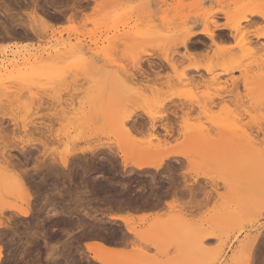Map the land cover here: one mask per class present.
Segmentation results:
<instances>
[{"label": "rangeland", "instance_id": "obj_1", "mask_svg": "<svg viewBox=\"0 0 264 264\" xmlns=\"http://www.w3.org/2000/svg\"><path fill=\"white\" fill-rule=\"evenodd\" d=\"M73 1L75 2V3L74 2L72 3L74 7L72 5H69L70 7L68 6L69 8H71L69 10L70 12H69L68 17L60 16V14L56 12L55 5H53V7L50 9H41V11L45 12L46 16L59 17L58 23H53L51 21L45 20L43 17H41L39 14L35 13L34 11H29V0H0V24H6V25L12 26L13 28L20 29V32L18 34V39H13L9 43H0V66H2L3 62L8 61L12 63V65H8L7 67L0 68V94H1L0 95V110H6L10 117H13L15 120L19 122L18 131L20 135L17 137V142L22 141L23 146L24 144L27 143L26 147L24 148H28L30 145L34 144V146L36 148H39L40 150V151L38 149L33 150L35 154L32 156L31 153L33 152H31L32 150L29 148V150L31 151L28 150V153L30 152V154L24 155V159L22 161L26 162V165L25 163L22 162L23 164V165L21 164L22 168H25V166H27L28 169L27 167L25 169L28 170L27 172H29V175L32 174L33 168L31 169L30 167L32 164H35V162L33 161L34 160L36 161L37 159H38L37 161H42V162H36V163H40L39 166L40 167L43 166L44 168V169L40 167L35 168L33 166L37 170L38 168L40 169L38 171L34 169L35 171H33L34 172V174H32L33 176L30 175V178L32 177V180L26 177L30 181L29 183L27 182V184L29 185L25 186L26 190L30 191V192L28 191L29 194L33 193V191L38 189V187H40L38 190H42L38 192L39 194L37 193V190H36V193L38 195L37 194L35 195V192L33 193V196L35 197L33 204L35 205V208L37 210L34 209V205L32 203L31 204L33 206L29 203L28 208L32 210L34 209L33 210L34 212L32 211L31 217L27 218V220L18 218L11 214L4 215L3 208H5V211H6L7 210L6 208L9 207L8 203H10V206L26 207V205H24L25 200L24 202L22 201V197H20V194L16 193L18 191L15 188L14 190L11 184L8 182H9L10 176L13 177L14 175H19L20 173H27V172H25L26 171L25 169H22L20 167L21 169L20 168L19 169L21 171L19 173V171H17L18 168L17 170L15 168L12 170L13 167L9 166V169H8L6 168L8 167L7 165L5 166L3 165V163H1V162H5L4 160L8 156H11V155H12L11 156L12 162L14 163L20 162L21 160L18 158L16 154V151H18L17 149H10L9 151L10 154L5 156L6 158L3 157V161L1 160L2 158L0 156V160H1L0 167L1 169H3V171H1V169L0 171L5 172L4 174L8 175L7 177V175L4 176L2 175V173H0V178H2V180L0 179L1 181L0 182L1 183L0 193L1 194L4 193V195L0 194L2 198L4 196V199L2 198L0 199V211L3 210L1 211L2 214L0 213V223L9 222L10 226L14 225L12 227L13 230L15 229L14 231L12 230L13 233L11 232V234H13V237L10 234V232L7 233L9 236L10 235L11 236L10 237L8 236L9 238L7 237L9 245L5 243L6 245L4 246H6V249H4V251L8 250L11 253L6 251L7 253H9V255L5 253L8 255V256L5 255V257H6V260L8 259L9 260L7 262L4 259L3 264H17L18 260L20 259H23V264H54V263L61 264V262L62 264H65V263L69 264L70 261L72 262L74 261L73 263L75 264H80L82 260H83L82 264H93V263L96 264L94 261L91 260L92 255L86 250L85 244H88L91 241H93L94 239L91 240V237L94 238L93 237L94 234L97 236V232H98V235H103L106 238V240L103 239L104 242L107 240H108L107 242L110 241L109 243L105 242L106 245L108 244L107 246L120 249V251H123L124 253H126L124 255H127V252H129L128 254L130 255V257L122 256L123 258H120L121 256H119L121 260L117 258V261L120 260L121 264H128V262L133 259L132 256H134V258L135 256L138 257V258H135V260L139 259V257L141 259L144 258V260L147 259L149 260V262L152 260L154 264H161V263L162 264H185L184 262H186L187 264L188 261L190 262L194 258L195 259L200 258L201 261L197 260V262L200 261V264H203V263L206 264V262H208L209 264V262L213 261L214 259L213 257H215V259L213 262H211V264H226L228 261L227 258H230V255H231L230 251H228L226 248L229 245V243L231 245V240L233 241L232 239L233 234L234 235L238 234L239 230L242 229L243 232L245 231L244 232L245 235L248 233V236L252 237V234L255 236L257 232H259L260 230V234L258 233L257 235L258 236L257 238H259L261 235L262 225H264L263 224L264 221L258 218L260 217L259 210H256L255 212L256 213L255 219L257 218L255 221V224L251 222L248 224L250 214L248 216L247 214L249 211L247 210L246 207H244L246 210H244L243 206L241 207L242 204L246 205V200H247V195L245 194L243 189L249 192L250 190L248 189L249 186L258 187V184H256V181H254L255 179L259 183V176H256L257 174H259L258 169L256 170L250 169L252 170V172L253 171L254 173L256 172V174L253 177L254 175L253 173L252 178L254 179L249 180L251 179L252 172L248 174L249 172L247 170H249L250 165H247V163H246V166H249L247 167L248 169L246 170V168H244L245 158L235 157L234 159L229 158L227 159V161H224L222 160L223 150L222 151L217 150L218 144L221 145L222 143L223 144L230 143L233 145V143H235L236 145V142L238 144H243L244 141L247 142L246 139L248 140V138L249 139L251 138L250 140H253V141L255 139L257 140L255 143V146L253 147L254 149L252 151L256 152V154L253 153V156H256V155L258 156L257 146H259V144L257 142L259 143L264 142V123H262V120L264 119H262V117L260 116L261 92L257 93V92L246 91L244 90L243 84L239 83L241 82V80L239 82L237 81L238 82L237 84L234 83L233 81L235 79L241 78L242 76H245V77L247 76V78L250 76L248 78L250 79L251 77L256 76L255 72L258 73L261 71L262 73H264V56H262V52H264V38H262V36H264V33L261 32V28L262 26H264V19L259 16L264 13V0H257L258 2L257 4H249L248 6H246V9H244L242 12L240 11L241 13L233 14V12H231L228 14V16L217 12V10L221 6H219L218 4L216 5L214 2H209L207 0H162L164 4L163 3L161 4L165 8L159 3L161 0H123V1L114 0L111 5L109 3L110 0L109 1L101 0L102 2L100 0L99 1L98 0H80L82 4H80L81 2L78 0H77L78 2L75 0ZM103 1H104V4H108L110 5V7L102 8V7L97 6L100 4L102 5ZM185 3L188 5H191L192 3H194L195 6H198L199 8L202 6L201 7L202 9L204 7L209 8L211 9L212 12L210 11L208 13L209 15L208 14L206 15V13H201L200 11L202 10L201 8L199 9L198 13H197V8H194L195 12H192V11L189 12L191 8L184 7ZM142 4L143 5L146 4L144 8H148V9L151 8V11H148V9H144ZM179 4L180 6H183V8H180ZM208 4L212 5L210 6L211 8L207 7ZM133 5L141 6V7L138 6L137 8L140 10L143 9V13H144L143 15L148 16V18L144 16L145 21L144 19H142L143 15L142 13L140 14L141 11L137 9L139 14L142 16L141 22H138L140 21L138 19V16L140 15H138V12L135 13L137 10L135 11L133 10L136 8V7L134 8ZM158 6L161 8V10ZM112 7H115V8L117 7L114 12H112V9H113ZM124 7H127V8H124ZM162 7L164 10L167 8V11L169 14H167V11H164ZM128 8L130 9L132 8L131 11ZM158 9L160 10L159 13L161 12L160 15L159 13L157 15ZM125 12H129V13H125ZM122 13H124L125 16L127 14V16L126 17L124 16L125 18L123 16H120L122 15ZM130 13L136 14V16L137 15L138 16L137 17L135 16L136 17L135 18L132 15L131 17ZM171 13L174 15L172 16ZM196 13L197 15L195 16ZM155 14L157 17L155 16ZM128 15L129 17H131L130 19ZM161 15L162 16L171 15L172 17H170V19L171 18L172 19L175 18V19L173 20V23L172 22L170 23L168 22L170 21L169 16L167 18L165 16L161 18ZM178 15L179 16L181 15L180 19ZM202 15H204V18L205 17L207 18L203 19ZM177 16H178V19H177ZM237 16L245 17L246 19V21L240 23V27L237 31L228 32V31L223 30V32H220V30H222L223 28L232 26L234 23L233 19H235ZM227 17H234V18L229 19ZM161 19H164V21H162ZM136 22L138 23L136 24ZM164 22H168L167 23L168 25ZM152 23H154L155 25ZM217 25H220V27L216 28ZM164 26H166L167 28L164 29ZM145 27H147L146 29H149V30L145 29L144 31L145 34H144V32L142 31L144 30ZM152 27L153 29H151ZM201 29H205L208 31L214 30L212 37L215 43L211 42L210 40V46L206 51L202 52L198 46V42H200L202 36H197V37L194 36L193 38H190L189 41H187L186 49L181 46L179 40L182 39V37L187 32H189V30H201ZM130 32H132L133 34H131ZM161 32H162V35L164 34L165 35L164 36L158 35V34H161ZM124 33L126 35L128 34L129 35L128 37H131V36H134V37H131V39H129ZM226 34H229V35L231 34L232 37L229 39L226 37ZM216 35L218 36L216 37ZM157 37H160L161 39L162 37H165V38H163L164 40L163 41ZM132 38L133 40L137 38V40H135V43L137 42L136 44L137 47H134L135 43H132L133 42ZM237 38L238 39L241 38L242 40H244L243 43L238 44V46H236ZM177 39H178V42H177ZM218 39H221V40L223 39L222 40L223 43H220L221 40H218ZM190 40L193 43H191ZM175 41L177 44L175 43ZM173 43L174 45L176 44L175 47L173 46ZM214 44L218 45V47L225 48L227 51L223 53L218 52V48H215ZM107 48H110V49H107ZM250 50L253 51V53L251 51L252 54L250 53ZM105 52L108 53L109 55L106 54ZM149 52L153 53V55L149 56ZM215 52L217 53L215 54ZM97 53L99 55H97ZM63 56L67 58L64 59ZM241 56L243 57L241 58ZM59 58L60 59L62 58L65 61H63L62 59L60 60ZM80 58L89 63L87 72H85L82 66L80 65L81 64ZM48 60H50L51 62L50 64L51 68H48L45 71L44 68H46V66L43 67V66H40V64L42 65L44 62H47ZM56 62L58 63V65ZM53 63L56 65L53 66ZM13 65L15 66V68H13ZM207 65L213 68L212 74H207L206 72H204V67ZM37 66H40V67H37ZM240 66L241 68L244 69V71H242L243 73L239 71H233L231 73L225 74L228 68L229 69L230 68L240 69ZM194 67H197L198 70L194 71L193 70ZM98 70H100L101 72H99ZM111 70H113L117 74L119 73L118 76L121 77V80L123 77L125 81L128 80L126 82L124 80L120 81L121 83L118 82L120 86L127 84L126 85L127 88L129 87V89L126 90L127 93L130 92L131 90L130 88L134 90L135 89L138 90V91H134V92H137L136 94L138 96V99L135 97L133 90L131 92L132 94H134V96H132L131 99L126 97L127 95L123 96L125 92L123 93V95H120L122 91L118 87H117V90L119 91H117L116 93L115 87L118 85L117 81L114 82V85L112 86L113 88H111V85L113 84L111 81L114 80L113 79L114 77L115 79L118 77V76L116 77V75L113 76L111 74L112 73ZM98 73L100 74L97 75ZM179 73L180 75L184 73V76L183 75H182L183 77L180 76ZM176 75L177 76L179 75L178 78L176 77L177 79H175ZM120 77H118L119 80H120ZM179 77L181 79L183 78L181 80L182 83L180 82ZM61 79L65 81H62ZM84 79H87L93 87L90 89V91H86L84 95H81L80 86L83 84ZM129 79L130 80L132 79L131 82H129L130 81ZM123 81L125 83H123ZM169 81H170V84H168ZM53 82H55L58 85V87H56L55 89L44 87V85H48ZM110 82L112 84H110ZM140 87L141 89H139ZM88 92L89 94H87ZM96 93L99 97L96 96ZM208 93L210 94L209 98L213 96L212 99L208 100V97H206ZM117 94L120 100L123 99L122 102L121 101L118 102L117 100L114 101L115 97H117L116 96ZM143 94L145 96H142ZM256 94H258L260 98V99L258 98V101L256 97L254 98ZM92 95L93 96L95 95V96L93 97ZM104 95H106L107 97L106 96L104 97ZM108 96L110 97L113 96L114 99ZM191 96L192 97L194 96L193 98H195V100H190L192 99ZM7 97H9L10 100ZM158 97L159 99H156ZM188 97H191V98H188ZM186 98H188L189 101ZM128 99L130 101H128ZM145 99L146 101H144ZM153 99L155 100L153 101ZM106 100H108V102ZM142 100L144 101V103L142 102ZM148 100L151 103H148ZM156 100L160 102H157ZM161 100L162 101L164 100L165 102L163 103L161 108H164V110L168 114H170L169 115L170 118H168L167 120L166 119L163 120L162 123L160 122L161 118H158V116L161 113L163 117L164 112L158 111L159 106H155V105H159V103H161ZM145 102H147V105L148 104L149 105L145 106L146 105ZM99 103H101V105H99ZM107 103L108 105L110 104V106H107L106 105ZM111 103H114V104L111 105ZM128 103L129 105H127ZM117 105H119L120 109L118 108ZM247 108L253 109L255 119L258 120V123L256 121V124L253 123L254 124L253 125L252 124L253 119L250 118L248 121H245L241 118L243 113L239 111L238 109L246 110ZM104 109L106 112L104 111ZM191 110H192V113H191ZM115 111L117 112L122 111V112L120 113L118 112L119 114L118 113L116 114ZM109 112L114 113V115L116 114V116L114 117V115H112ZM129 112H132V114L134 115L131 116ZM219 112L222 113L223 118L226 117L225 119L230 118L228 116H231L233 114V116H235V118L238 119L237 122L239 124L237 122L236 123L234 122L233 124L238 127V128L237 127L235 128L238 129L239 132H236V130L233 131L231 129L220 130L219 124L215 125V124H210L207 122L208 116L210 117V115H207V113L209 114L214 113L213 115H218ZM155 113L157 117L153 116ZM186 113L188 115H185ZM221 113H219L220 116H221ZM122 114H125L126 116L127 114H129L128 116L133 117L130 120L131 124H130V121L128 122L130 126L126 124V126H129V128L127 127L128 129L133 128L136 130V128L138 127L137 131L134 130L133 134L131 133L132 136H130L131 134L126 133L125 129L122 130L121 128L122 125L116 122L118 121L117 118H120L121 120L125 117V115H122ZM147 114H150V116L152 115L153 118L156 117L154 119L152 118L154 121L150 119L148 117L149 115L147 116ZM109 115H111V117H108ZM112 116L115 120L112 118ZM134 116L136 117V119ZM108 118L109 119L111 118L110 120L113 119V122H112V124L114 123L113 126L109 122L110 120ZM184 119H187L188 121H186V123L183 124ZM239 119H240V122H239ZM164 122L168 125H164L165 124ZM143 124L146 126H143ZM233 124L221 125V126H233L234 127ZM117 125L120 127L122 131L117 127ZM134 125H135V128L133 127ZM182 125H183V128H182ZM150 126L153 129H151ZM164 126L165 128L171 127L174 131L173 132L174 135L170 133V136H166L168 138L165 137L166 139L164 138L165 135L160 137L159 133L161 132L160 133L161 135L163 133V131L162 130L160 131V129L164 128ZM140 128H141L142 133L139 132ZM154 128H156V130ZM146 129L149 130L148 133H146L147 132ZM176 129L178 130L176 131ZM182 129H185V130L183 131ZM120 131L121 133H119ZM155 131H157L158 133ZM169 131L172 132V130H169ZM123 133H125V135ZM194 134H196L195 138L192 137ZM197 134H198V137H197ZM203 134L205 135L206 138L202 137ZM127 135L130 137H128ZM156 136L158 139L155 138ZM225 137H227V139ZM234 137H235V141L237 140L236 142L234 141ZM189 138H192L193 140L192 139L190 140ZM242 138L244 139V141ZM30 141L32 144L30 143ZM190 141L194 143H201L207 146L209 145L208 148L211 150H214L213 149V146H214L216 150L213 153L215 154L217 159L214 155H212L213 153L209 154L208 156L205 155V158H207L211 162H214L213 161V156H214V160L216 159L215 161L217 162L220 161L221 163L220 165H223L222 166L223 170H219L221 169L219 162L217 166H214L215 163L209 164L214 167L212 168L213 169L212 170L210 166L209 168H207L209 170H207L206 167L209 166L208 164H206L209 162L207 159L205 160L208 162L206 161L204 162V160L203 161L200 160L199 156H198L199 157L198 159L196 156L195 157L192 155L186 156L187 154L189 155V152H187L186 149L178 148L177 150V146L179 144H188V143H191ZM229 141H231L232 143ZM42 142L43 144H45L44 148L40 147ZM35 144H38V145L40 144V145L37 147V145ZM137 144L139 145L138 148L140 147L139 149H142L143 147L144 149L138 151V148H137L136 150V148L134 147ZM143 144H145L146 147ZM124 145L125 147L126 146L127 147L124 148ZM151 145H154V146L156 145V147L152 146V148L157 149V151L155 149L154 150L151 149ZM159 145H161L160 148H157V146ZM131 147H133V149ZM105 148L107 149V152ZM127 148H131V149H127ZM91 149H92V152H91ZM109 149L111 150V152ZM125 149L128 150V153H129L128 155ZM26 150L20 152L21 151L20 149L19 152L21 155H23L24 154L23 152H25ZM36 150L39 152H37ZM133 150L135 152L137 151L138 152L135 153ZM0 151L3 152L2 150ZM40 152L43 155L40 154ZM64 152L68 153L67 156H66V153L64 154L65 156H62ZM132 152L135 153V154L133 153L134 156L136 155L135 157L133 156V154H131ZM75 153L76 155L77 154L78 155L76 156ZM91 153L93 154L92 157H91L92 155ZM153 153H155V155H153ZM137 154L138 156L142 154L140 158L144 157L143 159L145 158L150 159V161L151 159H154L155 162L156 161L158 162V160H161V159H163V162L170 161L166 169L167 175L165 176L164 174H160L158 176L159 169L156 171L151 170V169L137 171L133 169L132 167L127 168V166L130 165L131 160H134L137 158ZM1 155L4 156V153H1ZM13 155L16 158H18L17 161L15 160L16 158ZM110 155H112V157ZM119 155H122V156H119ZM123 156L130 162L129 165H127L126 167H123L122 165ZM184 156L187 158H185ZM253 156L252 155L248 156L246 160L250 161V159ZM62 157H66V160H67L68 167H66L65 169L62 168L59 162H57L59 158H62ZM50 159L52 160L50 161ZM29 160H31V164H29ZM189 161L194 165V167L196 165L195 164L196 162L197 163L199 162V164H200V161H202V163L204 162L206 166L204 164L202 165H204L203 167H205L206 171L202 170L203 167L202 165H199V164L196 165V168H194ZM49 164L52 166V168L51 166H49ZM47 166L50 167L51 169L49 168L48 170V168H46ZM197 166L199 168L201 167V170L200 169L198 170ZM216 167H217V171L219 170V172L215 171ZM55 168H57L58 170ZM67 168L70 169L69 172ZM228 168L230 169V172L228 171ZM41 169H42V172L40 171ZM14 170H16L17 172L16 171H15L16 173L13 172ZM22 170H25V171H22ZM56 170L60 173L56 172ZM177 171L181 174L180 180L182 181V186H181V190L179 193H177L176 187H175V184L177 182L172 179V174ZM185 171H187V174H188L187 179H185V177L183 176V173H185ZM61 172L63 173V177H62ZM231 172L232 174L230 175ZM65 173L68 174V176ZM243 173L246 175H244ZM50 174L53 175V176L51 175L52 178L50 177ZM26 175L28 176V173ZM221 176L223 177V179L229 180L233 184L232 188L228 187L227 189V186L226 187L222 186L223 185L222 182L218 181L222 179ZM4 177L6 179H4ZM96 177H99V178H96ZM26 178L25 180H27ZM232 178H233V181H232ZM34 179L35 181H33ZM239 179L241 180L239 181ZM236 180L239 181V184L238 182L236 184H238L243 191L238 189L240 187L236 186V184L233 183ZM31 181H33L34 183L32 182L33 183L32 184ZM90 181H93V182H90ZM199 181H203V182L199 183ZM241 181L245 183L247 186L243 185ZM23 182L26 185V182L25 181ZM164 182H167V184L171 187V190L173 193L172 195L168 196V199H163V196L167 195V191H168L167 189L162 191L159 195L155 194L156 190L159 188V184L164 183ZM30 183L34 186H32ZM9 184L10 186L8 188L7 186ZM30 185L32 187H35V188L37 187V188L36 189L34 188L33 190V188ZM54 186L56 187V189L57 188L58 189L56 190ZM242 186H245V187H242ZM29 187L33 190L32 192ZM43 187L45 189H42ZM238 191H240V193ZM48 192L49 193L51 192V193L49 194ZM110 192H111V195H110ZM10 193L12 194L10 195ZM14 193H15L14 196L16 197L13 196ZM118 193H120L121 195ZM229 193H230V196H229ZM17 194L19 197H17ZM238 194L241 195V197L238 196ZM9 195L10 197H13L15 199L17 198V200L13 198H12L13 200L11 198L8 199ZM216 196H218L221 200H219V198H217ZM222 198L224 200H222ZM236 198H238L237 199L238 201H242L241 199H243L241 204H238L240 202H238ZM19 199L21 201H18ZM225 200L227 201L226 202L227 204L223 203V201ZM35 201L36 203H34ZM43 201H44V204L46 205L42 203ZM233 202H236L237 206ZM69 203H72L74 206L68 211H65ZM178 203H180L181 205ZM191 205H193L194 209L192 208ZM227 205L231 207L229 208ZM120 206L124 208H120ZM190 207L193 209V211L189 209ZM232 207H233V213L235 210L234 214H236L239 217L236 218L235 216V218L233 219L228 218L227 220L228 221L231 220V221L226 222L227 220L225 221L224 219L225 215H227L228 217L234 216L232 213L229 215L226 212L227 210L231 212ZM139 208L140 210H138ZM184 208L186 209L184 210ZM57 210H58V213H57ZM237 210H240V211L244 210V213L246 215H243L240 211L238 212H240L241 214L238 213ZM154 211H155V214H154ZM218 211L220 212L218 213ZM246 211L248 212L246 213ZM81 212H83L84 215H88L89 213H92V214L99 213L102 219L105 216H107V219L103 220L102 222L98 221L97 226L95 228H90L87 231V234H84V236L79 235L78 232L81 229L79 217H80ZM8 213H11V212H8ZM33 213L35 215H33ZM148 213H153V215H147ZM171 213L173 215H171ZM176 213L180 214V215L178 214V216L182 215L181 218L182 219L185 218V220H183L184 222L183 221L181 222L182 224H179L181 226L175 227L176 228L175 230L173 229V225H171L172 228H170L169 230V228L166 225L160 226L159 224L161 222L158 221V224H157L156 219L162 221L165 219H170L171 216H172L171 218H174L175 215L177 216ZM205 213L209 215L211 213L212 215L209 216V215H206ZM217 213L221 215L223 219L219 217ZM213 214L218 215V216L217 215H214V216H216V219L218 218L217 220H219V222H221L222 225L225 224V223L223 224V222L227 223L226 228L224 227L225 226L224 225L223 226L224 229L222 228L223 230H220L222 227V226L220 227L221 223L220 225L217 224L218 226L215 227L214 223L217 220L216 221L213 220L214 223L211 226L209 225L210 221H207V223L205 222L206 218L204 217L209 216L212 218ZM167 215H168V218H167ZM8 216H9V220H10V216L16 219L11 218V220L8 221L7 220ZM32 216L33 217L35 216L34 217L35 220H33L34 218H32ZM45 216H46V219L44 218ZM47 216L49 217L47 218ZM111 216L113 217L121 216V217L131 219L132 226H134L133 228L135 229L134 233L133 234L128 233L125 229L124 224L120 221L111 222V220H109L111 219ZM54 217H57V218H54ZM39 218L41 219L39 220ZM60 218L64 219V221L66 220L67 222L66 221L64 222ZM144 218L146 220L143 222L142 221L140 222V220ZM42 219H44L45 221ZM59 219L62 221V222L60 221L62 224L65 223L64 225L67 224L68 226L62 225L58 221ZM153 219L156 221V225L155 224L152 225L151 222ZM234 219H238V222L236 220L235 222H233L235 224V225L233 224L234 226H232V224L229 225L230 222H232ZM54 220L55 221L57 220L58 222L56 221L57 222L56 223ZM178 220L180 223V219ZM12 221H14L13 224H12ZM70 222L72 225L70 224ZM165 222H167V220H165ZM40 223H43L42 225L44 227H41ZM58 223H60L61 225H59ZM169 223H172V222L169 221ZM243 224L246 226H244ZM177 225H178V222H177ZM213 225L215 229L213 228ZM228 225L231 228L232 227L234 228L235 226L236 227L234 229L230 228L231 229L230 230V229H227ZM46 226L48 227V229ZM191 226L197 227V228L199 227V229L200 228L204 229L205 227H207L205 228V231H203V233L201 229L199 231L198 230L196 231V229H193L194 232L190 230L192 233H194L193 237H195V240L200 238L199 235L203 236L202 238H200V239H203L205 237L204 234L209 233L210 235H213V236L215 234L214 237L219 238L218 243L217 241H214V242L212 241L213 243L211 244L210 242V244L208 245V246H211L209 248L208 246L207 247L205 246L206 247L205 249L199 247L198 242L194 240L192 235L189 233H186V232H190L188 229H192ZM217 227H220L218 228L219 230L217 229ZM44 228L47 230L45 231ZM60 228L62 230H60ZM249 228L250 229L252 228V229L250 230ZM37 229H39L38 237H36L35 235ZM92 229H95V230L93 231ZM207 229H209V231ZM90 230H92L93 232H91ZM96 230L98 231L96 232ZM43 231H44V234H43ZM213 231H214V234L212 233ZM229 231H232V233H230ZM89 232L93 233V235H91ZM172 232L174 233L173 235L176 234L175 236L178 237L177 238L178 241L172 240L174 241L173 243L171 241H169L168 243L166 242V240L168 241L171 238L173 239V236L171 234ZM243 232H239L238 234L240 236L239 237L240 239L243 236H245V235H242L244 234ZM64 233L66 234L69 233V234L66 235ZM88 233L91 235V237L87 236L89 235ZM200 233H202V235ZM229 233L232 237L229 235ZM249 233L251 234L249 235ZM187 234L190 235L188 236L190 238L189 240L191 241V237H192L193 244L197 242L196 244L200 248V249L197 248L195 245L194 248L196 249L194 248L191 249V251L200 252V254L196 255V257L192 256L191 251H190V247L194 245H192V243L191 245L188 243L190 245L189 247V245L186 244L187 241L190 242L188 238H186ZM209 234H206V235H209ZM52 235L56 237L54 238ZM139 235L143 237H140ZM148 235L150 236L152 235L153 237L156 236V238L158 236L160 238L165 239V240L162 239L164 245L162 244L161 246L160 245L161 242L158 243V241L156 243L154 242V245H151L150 243H141L140 242L141 240H151L150 239L151 237L149 239L147 238ZM197 236L199 238H196ZM224 237H228L229 240ZM9 239L11 240L9 241ZM101 239H102L101 236H97L95 240L98 241ZM120 239H121L120 242L122 243L127 240L129 242L127 241L124 243V245L122 244L123 246L119 247ZM224 239H227L228 241ZM117 240L119 242L117 245L118 247L113 245L115 244L113 243V241L115 242ZM256 240H255V243H256ZM221 242L223 244H221ZM46 244H47V248H46ZM65 244L67 246H65ZM138 244L139 245L142 244L140 245L141 247L137 246ZM22 247L24 250L22 249ZM48 250L52 255L49 252H47ZM133 250H136V252ZM213 251L214 253L212 254ZM132 253H135V254L137 253V255H133ZM46 254H48V257ZM195 254L197 253H194V255ZM179 256L181 258H179ZM54 257L56 258V260ZM209 257L211 259L210 261H209ZM84 258H85V261H84ZM189 258H191V260ZM109 259L113 260L112 256L108 257V260ZM166 259H168V261ZM76 260L78 261L76 262ZM88 260H89V263H87ZM114 262H116V260H114ZM192 263L193 261L190 262V264ZM229 263L231 262L228 261L227 264Z\"/></svg>", "mask_w": 264, "mask_h": 264}, {"label": "bare ground", "instance_id": "obj_2", "mask_svg": "<svg viewBox=\"0 0 264 264\" xmlns=\"http://www.w3.org/2000/svg\"><path fill=\"white\" fill-rule=\"evenodd\" d=\"M75 1H77V0H75ZM78 1H80V0H78ZM78 1H77V2H78ZM98 1H99V0H98ZM100 1H101V0H100ZM108 1H109V0H108ZM110 1H111V2H110ZM110 1H109V3H110V5H111L112 2H113L114 0H110ZM115 1H116V0H115ZM120 1H121V0H120ZM122 1H123V0H122ZM207 1H209V2H214L216 5L218 4L219 6H221V7L217 10V12H218V13H221V14H224V15H227V16H228V14L231 13V12H233V14H234V13H235V14H236V13L239 14V13H241L244 9H246V6H248L249 4H257V3H258L257 0H207ZM73 2H74V1H73ZM77 2H76V3H77ZM80 2H81V1H80ZM101 2H102V1H101ZM188 2H189V1H188ZM74 3H75V2H74ZM105 3H106V2H105ZM122 3H124V2H122ZM147 3H148V2H147ZM159 3H160V4H161V3L164 4V2H163L162 0H161ZM77 4H78V3H77ZM77 4H76V5H77ZM80 4H82V2H81ZM99 4H100V3H99ZM103 4H104V1H103ZM103 4H102V5H103ZM148 4H149V3H148ZM168 4H169V3H168ZM190 4H191V3H190ZM198 4H200V3H198ZM100 5H101V4H100ZM117 5H118V4H117ZM123 5H125V4H123ZM128 5H129V4H128ZM142 5H143V4H142ZM145 5H146V4L143 5V8L145 7ZM161 5H162V4H161ZM166 5H167V4H166ZM201 5H202V4H201ZM72 6H73V5H72ZM82 6H83V5H82ZM138 6H140V5H138ZM138 6H135L136 8L134 7L135 9H133V10H134V11L137 10V9H138V8H137ZM162 6H163V5H162ZM169 6H170V5H169ZM171 6H172V5H171ZM176 6H177V5H176ZM179 6H180V4H179ZM210 6H212V5L208 4L207 7H210ZM5 7H6V6H5ZM69 7H70V6H69ZM73 7H74V6H73ZM75 7H77V6H75ZM83 7H84V6H83ZM140 7H141V6H140ZM156 7H157V6H156ZM158 7H159V6H158ZM163 7H164V6H163ZM163 7H162V9H163ZM184 7L191 8L189 12H191V11H192V12H195V11H194V10H195L194 8H197V13H198L199 9H200L202 6L199 8L198 6H195L194 3H192L191 5H188V4L185 3ZM94 8H95V7H94ZM112 8H113V9H112ZM112 8H110V9H112V12H114L115 9H116L117 7H116V8H115V7H112ZM120 8H121V7H120ZM124 8H127V7H124ZM132 8H133V7H132ZM132 8H131V9H132ZM159 8H160V7H159ZM164 8H165V7H164ZM169 8H171V7H169ZM180 8H183V6H180ZM210 8H211V7H210ZM70 9H71V8H70ZM79 9H81V8H79ZM128 9L131 11L130 8H128ZM144 9H148V8H144ZM149 9H150V10H149ZM149 9H148V11H151V8H149ZM173 9H174V8H173ZM201 9H202V8H201ZM214 9H215V8H214ZM5 10H7V9H5ZM129 10H128V11H129ZM138 10L141 11L140 14H141V13H142V15L144 14V13H143V9H141V10L138 9ZM138 10H137L135 13H137ZM160 10H161V8H160ZM160 10L158 9L157 15H158V13H159ZM163 10H164V9H163ZM168 10H169V9H168ZM74 11H75V9H74ZM116 11H117V10H116ZM119 11H120V10H119ZM148 11H147V12H148ZM152 11H153V10H152ZM164 11H167V8H166ZM200 11H201V13H206V15H207V14L211 11V9H209V8H205V7H204V8H203L202 10H200ZM240 11H241V12H240ZM108 12H110V11H108ZM132 12H133V11H132ZM144 12H145V11H144ZM172 12H174V11H172ZM211 12H212V11H211ZM76 13H77V12H76ZM125 13H129V12H125ZM197 13L195 14V16L197 15ZM201 13H200V14H201ZM214 13H215V12H214ZM106 14H107V12H106ZM140 14H139V12H138V15H140ZM146 14H147V13H146ZM160 14H161V12L159 13V15H160ZM167 14H169L168 11H167ZM200 14H199V15H200ZM212 14H213V13H212ZM130 15H131V17H132V15H133L134 17L136 16V14H131V13H130ZM138 15H137V16H138ZM171 15L173 16L174 14L171 13ZM171 15H168V16H169V19H170V17H172ZM208 15H209V14H208ZM120 16H123V17H124L125 14L122 13V15H120ZM126 16H127V14H126ZM126 16H125V17H126ZM137 16H136V17H137ZM144 16H146V15H143V18H142V19H144V21H145V17H144ZM155 16H156V14H155ZM163 16H165V15H163ZM163 16L161 15V18H163ZM168 16L166 15L165 17L167 18ZM178 16H179V15H178ZM178 16H177V19H178ZM180 16H181V15H180ZM180 16H179V19L181 18ZM202 16H203V17H202L203 19L207 18V17L204 18V15H202ZM210 16H211V14H210ZM210 16H209V17H210ZM259 16H260L261 18L264 19V13L261 14V15H259ZM125 17H124V18H125ZM128 17H129V15H128ZM131 17H129V19H130ZM136 17H135V18H136ZM139 17H140V18H139ZM141 17H142L141 15L138 16V19L140 20V21H138V22H141ZM146 17L148 18V16H146ZM156 17H157V16H156ZM197 17H198V16H197ZM147 18H146V19H147ZM154 18H155V17H154ZM166 18H165V19H166ZM189 18H190V17H189ZM198 18H199V17H198ZM227 18L232 19V18H234V17H227ZM138 19H137V20H138ZM149 19H150V18H149ZM149 19H148V21H149ZM156 19H157V18H156ZM174 19H175V18H173V19L171 18L170 21H168V22H170V23L172 22V23H173V20H174ZM187 19H188V17H187ZM123 20H124V19H123ZM161 20L164 21V19H161ZM191 20H192V19H191ZM233 20H234V23H233L232 26H230V27H226V28H223L222 30H224V31H228V32L237 31V30L239 29V27H240V23L246 21L245 17H241V16H237V17H236L235 19H233ZM125 21H126V20H125ZM125 21H124V22H125ZM127 21H128V20H127ZM166 21H167V20H166ZM185 21H186V20H185ZM204 21H205V20H204ZM206 21H207V20H206ZM138 22H136V24H137ZM160 22H161V21H160ZM168 22H164V23L167 24ZM164 23H163V24H164ZM179 23H180V22H179ZM179 23H177V24H179ZM136 24H135V25H136ZM152 24H154V23H152ZM174 24H175V23H174ZM177 24H176V26H177ZM138 25H139V24H138ZM140 25H141V24H140ZM146 25H147V24H146ZM146 25H144V26H146ZM148 25H150V24H148ZM154 25H155V24H154ZM157 25H158V24H157ZM167 25H168V24H167ZM139 27H140V26H139ZM142 27H143V25H142ZM170 27H171V26H170ZM134 28H135V27H134ZM146 28H147V27H145L144 30H143L142 32H144ZM165 28H167V27L164 26V29H165ZM216 28H217V26H216ZM151 29H153V27H152ZM136 30H138V29H136ZM136 30H135V31H136ZM146 30H149V29H146ZM172 30H173V29H172ZM140 31H141V30H140ZM213 31H214V30H213ZM213 31H208V30H205V29H201V30H189V32H187V33L182 37V39L179 40V41H180V44H181V46H182L183 48L186 49L187 41H189V39H190V38H193L194 36H196V37H197V36H204V37H206L207 39H209V41L211 40V42H214V41H213V37H212V36H213V33H214ZM133 32H134V31H133ZM174 32H175V31H174ZM174 32H173V33H174ZM209 32L212 33L211 36L208 35ZM130 33L133 34L132 32H130ZM146 33H147V32H146ZM124 34H125V33H124ZM124 34H123V36H124ZM144 34H145V32H144ZM163 34H164V33H163ZM166 34H167V33H166ZM171 34H172V33H171ZM121 35H122V34H121ZM125 35H126V34H125ZM148 35H149V34H148ZM148 35H147V36H148ZM156 35H157V34H156ZM158 35H160V36H164L165 34L162 35V32H161V34H158ZM126 36L128 37L129 35L127 34ZM130 36H131V35H130ZM151 36H152V35H151ZM151 36H150V38H151ZM154 36H155V35H154ZM154 36H153V37H154ZM230 36L232 37L231 34H230ZM131 37H134V36H131ZM131 37H128V38L131 39ZM148 37H149V36H148ZM219 37H220V36H219ZM226 37H227V35H226ZM157 38H160V37H157ZM163 38H165V37H162V39H161V38H160V39L163 40ZM198 38H199V37H198ZM224 38H225V37H224ZM125 39H126V38H125ZM134 39H135V38H134ZM160 39H159V40H160ZM237 39H238V38H237ZM237 39H236V41H237V45H236V46H238V44H240V43H243V41H244V40H242L241 38H239L238 40H237ZM132 40H133V38H132ZM135 40H137V38H136ZM135 40H133L132 43H135ZM154 40H155V39H154ZM157 40H158V39H157ZM161 40H160V41H161ZM218 40H221V39H218ZM222 40H223V39H222ZM222 40H221L220 43H223ZM142 41H143V40H142ZM163 41H164V40H163ZM190 41H191V40H190ZM196 41H197V40H196ZM234 41H235V40H234ZM173 42H174V41H173ZM177 42H178V39H177ZM64 43H65V42H64ZM140 43H141V41H140ZM140 43H139V44H140ZM175 43H176V41H175ZM191 43H193V42L191 41ZM191 43H190V44H191ZM198 43H199V42H198ZM214 43H215V42H214ZM136 44H137V42L135 43L134 47H137ZM170 44H171V43H170ZM176 44H177V43H176ZM176 44L174 45V43H173V46L175 47ZM178 44H179V43H178ZM233 44H234V43H233ZM171 45H172V44H171ZM212 45H213V44H212ZM225 45H226V44H225ZM132 46H133V45H132ZM173 46H172V47H173ZM191 46H192V45H191ZM193 46H194V45H193ZM129 47H130V46H129ZM147 47H148V46H147ZM164 47H165V46H164ZM170 47H171V46H170ZM188 47H189V45H188ZM196 47H197V46H196ZM214 47H215V48H218V52H220V53H223V52L227 51L225 48H223V47H218V45H215V44H214ZM168 48H169V47H168ZM107 49H110V48H107ZM191 49H192V48H191ZM71 50H72V49H71ZM156 50H157V49H156ZM166 50H168V49H166ZM189 50H190V49H189ZM230 50H231V49H230ZM105 51H106V50H105ZM216 51H217V50H216ZM251 51H252V50H250V53H251ZM99 52H101V51H99ZM99 52H98V53H99ZM98 53H97V55H99ZM105 53H106V52H105ZM216 53H217V52H215V54H216ZM252 53H253V51H252ZM252 53H251V54H252ZM106 54H108V53H106ZM113 54H114V53H113ZM108 55H109V54H108ZM87 56H88V55H87ZM94 56H95V55H94ZM102 56H103V54H102ZM115 56H116V55H115ZM63 57H64V56H63ZM69 57H70V56H69ZM96 57H98V56H96ZM131 57H132V55H131ZM242 57H243V56H241V58H242ZM65 58H67V57H64V59H65ZM72 58H73V57H72ZM111 58H112V57H111ZM129 58H130V56H129ZM59 59H60V58H59ZM61 59H62V58H61ZM61 59H60V60H61ZM64 59H62V60L65 61ZM80 59H81V58H80ZM84 59H85V58H84ZM102 59H103V58H102ZM99 60H100V59H99ZM99 60H98V61H99ZM112 60H113V59H112ZM131 60H132V58H131ZM66 61H67V60H66ZM105 61H106V60H105ZM107 61H108V60H107ZM118 61H119V60H118ZM218 62H219V60H218ZM44 63H45V64H44ZM44 63H43L44 65H43V64H42V65L40 64V66H43V67L46 66V68H44L45 71H46V69L51 68V67H50V64H51L50 60H48L47 62H44ZM56 63H57V62H56ZM70 63H71V62H70ZM102 63H104V62H102ZM106 63H107V62H106ZM229 63H230V62H229ZM229 63H228V64H229ZM62 64H63V63H62ZM64 64H65V63H64ZM73 64H74V63H73ZM88 64H89V63H88ZM8 65H12V63H11V62H8V61H7V62H3V63H2V66H0V68L7 67ZM55 65H56V64L53 63V66H55ZM57 65H58V63H57ZM59 65H60V64H59ZM80 65H81V64H80ZM102 65H103V64H102ZM106 65H107V64H106ZM111 65H113V64H111ZM40 66H37V67H40ZM88 66H89V65H88ZM103 66H104V65H103ZM202 66H203V65H202ZM226 66H227V65H226ZM230 66H231V65H230ZM261 66H262V65H261ZM13 68H15L14 65H13ZM16 68H17V67H16ZM30 68H31V67H30ZM89 68H90V67H89ZM115 68H116V67H115ZM254 68H255V67H254ZM52 69H53V68H52ZM56 69H57V68H56ZM56 69H55V70H56ZM61 69H62V68H61ZM64 69H65V67H64ZM72 69H73V68H72ZM41 70H43V69H41ZM193 70H194V71H197L198 68H197V67H194ZM201 70H202V69H201ZM254 70H256V69H254ZM63 71H64V70H63ZM98 71L101 72L100 70H98ZM116 71H117V70H116ZM212 71H213V68L209 67L208 65L204 67V72H206L207 74H212ZM233 71H239V72H242V71H244V69L241 68V66H240V69H239V68H230V69L228 68L225 74L231 73V72H233ZM259 71H260V70H259ZM96 72H97V71H96ZM111 72H112L111 74H112L113 76L116 75V77H117V76L119 75V73L117 74V73H115L113 70H111ZM254 72H255V71H254ZM260 72H261V71H260ZM260 72H258L259 74L255 72L256 76H254V74H253L254 77H251L250 79H248L250 76H249L248 78H247V76H246V77H245V76H242L241 78L235 79V80H233V81H234V83L237 84V83L241 80V82H239V83H242V84H243L244 90L249 91V92H257V93H258V92H261V91H262V84H264V76H262V72H261V73H260ZM61 73H62V72H61ZM113 73H114V74H113ZM121 73H122V72H121ZM124 73H125V72H124ZM242 73H243V72H242ZM252 73H253V72H252ZM99 74H100V73H98L97 75H99ZM174 75H175V74H174ZM179 75H180V73H179ZM179 75H178V76H179ZM182 75L184 76V73L181 74L180 76H182ZM100 76H101V75H100ZM109 76H110V74H109ZM132 76H133V75H132ZM178 76L176 75V76H175V79H177ZM183 76H182V77H183ZM118 77H120V76H118ZM118 77H117L116 79H115V77L113 78L114 80L111 81L113 84L110 82V84H112V85H111V88H113L112 86L114 85V82H115V81H117V83H118V82L121 83L120 81L124 80V79H123L124 77L122 78V80H121V77H120V80H119ZM126 77H127V76H126ZM176 77H177V78H176ZM106 78H108V77H106ZM111 78H112V77H111ZM179 78H180V77H179ZM127 79H128V78H127ZM132 79H133V78H132ZM132 79H131V80H132ZM182 79H183V78H182ZM182 79H181V78L179 79L180 82H181ZM61 80H62V79H61ZM107 80H108V79H107ZM107 80H106V81H107ZM129 80H130V79H129ZM131 80H130L129 82H131ZM62 81H65V80H62ZM109 81H110V80H109ZM124 81H125V80H124ZM124 81H123V83H125V82L128 81V80H126L125 82H124ZM174 81H175V80H174ZM237 81H238V82H237ZM107 82H108V81H107ZM172 82H173V81H172ZM178 82H179V81H178ZM186 82H187V81H186ZM245 82H247V87H245ZM108 83H109V82H108ZM119 83H118V85L116 84L117 86L115 87V89H116V93H117V91H119V90H117V87H118V88H120V90L122 91V92H121L122 94L119 92L120 95H123V93L125 92L123 96L127 95L126 97H128V98L131 99V97L134 96V94H135V97L138 99V96H137V94H136L137 92H134V91H133L134 94H132V92H131V91L134 90V89L130 88V89H131L130 92L127 93L126 90H128L129 87H128V88H127V87L125 88V87H124L125 85H123V86L121 85V86H120ZM127 83H128V82H127ZM181 83H182V82H181ZM181 83H180V84H181ZM189 83H190V82H189ZM128 84H129V83H128ZM168 84H170V81H169ZM183 84H184V83H183ZM185 84H186V83H185ZM126 85H127V84H126ZM233 85H234V84H233ZM132 86H133V85H132ZM134 86H135V85H134ZM1 88H2V87H1ZM135 88H137V87H135ZM106 89H107V88H106ZM139 89H141V87H140ZM89 91H90V90H89ZM135 91H138V90L135 89ZM141 91H142V90H141ZM222 91H223V90H222ZM6 92H7V91H6ZM87 94H89V92H88ZM141 94H142V92H141ZM0 95H1V94H0ZM138 95H139V93H138ZM209 95H210L209 93L206 95V97H208V100H209V99H212V97H213V96H212L211 98H209V97H210ZM92 96H93V95H92ZM94 96H95V95H94ZM94 96H93V97H94ZM96 96H98L97 93H96ZM105 96H106V95H104V97H105ZM116 96H117V97H115V99L113 98V96H111V97L114 99V101L117 100L118 102H120V101L122 102L123 99L120 100V99L118 98V94H117ZM142 96H145V95L143 94ZM90 97H91V96H90ZM98 97H99V96H98ZM98 97H97V98H98ZM104 97H103V98H104ZM106 97H107V96H106ZM108 97H110V96H108ZM111 97H110V98H111ZM139 97H140V96H139ZM191 97H192V96H191ZM191 97H188V98H191ZM193 97H194V96H193ZM193 97H192V99H190V100H195V98H193ZM255 97L257 98V101H258L259 95L256 94V96H254V98H255ZM7 98L9 99V97H7ZM116 98H117V99H116ZM188 98H186V99L188 100ZM118 99H119V100H118ZM146 99H147V98H146ZM146 99H145L144 101H146ZM151 99H152V98H151ZM156 99H159V97L156 98ZM259 99H260V98H259ZM9 100H10V99H9ZM86 100H87V99H86ZM139 100H140V99H139ZM149 100H150V99H149ZM149 100H148V103H151V102H149ZM154 100H155V99H153V101H154ZM255 100H256V99H255ZM87 101H88V100H87ZM103 101H104V99H103ZM106 101L108 102V100H106ZM128 101H130V100L128 99ZM144 101L142 100L143 103H144ZM151 101H152V100H151ZM156 101H157V100H156ZM188 101H189V100H188ZM210 101H211V100H210ZM94 102H95V101H94ZM97 102H98V101H97ZM97 102H96V103H97ZM99 102H101V101H99ZM110 102H111V101H110ZM118 102H117V103H118ZM131 102H132V101H131ZM137 102H138V101H137ZM157 102H160V101H157ZM117 103H116V104H117ZM132 103H133V102H132ZM145 103H146L145 106H148V105H149V104L147 105V102H145ZM163 103H165L164 100H163V101L161 100V103H159V105H155V104H156V102H155L154 105H155V106H159L158 111H159V109L162 107ZM192 103H193V101H192ZM112 104H114V103H111V105H112ZM116 104H115V105H116ZM121 104H123V103H121ZM121 104H120V105H121ZM152 104H153V103H152ZM157 104H158V103H157ZM256 104H257V102H256ZM258 104H259V103H258ZM99 105H101V103H99ZM103 105H104V104H103ZM106 105H107V106H110V104L108 105V103H107ZM127 105H129V103H128ZM142 105H143V104H142ZM83 106H85V105H83ZM97 106H98V105H97ZM107 106H106V107H107ZM117 106H118V108H119V105H117ZM130 106H131V105H130ZM133 106H134V105H133ZM136 106H138V105H136ZM100 107H101V106H100ZM120 107H121V106H120ZM113 108H114V107H113ZM106 109H107V108H106ZM119 109H120V108H119ZM169 109H170V108H169ZM183 109H184V108H183ZM113 110H114V109H113ZM156 110H157V109H156ZM166 110H167V109H166ZM102 111H103V110H102ZM104 111H105V109H104ZM104 111H103V112H104ZM154 111H155V109H154ZM105 112H106V111H105ZM112 112H113V111H112ZM118 112H119V111H118ZM118 112L115 111L116 114H117ZM120 112H122V111H120ZM120 112H119V113H120ZM125 112H127V111H125ZM125 112H124V113H125ZM170 112H171V111H170ZM221 112H222V111H221ZM221 112H219V113H221ZM223 112H224V110H223ZM107 113H108V112H107ZM109 113H111V112H109ZM119 113H118V114H119ZM158 113H159V112H158ZM158 113H157V115H158ZM171 113H172V112H171ZM191 113H192V110H191ZM203 113H204V112H203ZM205 113H206V112H205ZM219 113H218V115H213L214 113H212V114H211V113H210V114L207 113V115H210V117L208 116V118H207V122L210 123V124H215V125H218V124H219V125H220V127H219L220 130L231 129V130H233V131L236 130V132H239L238 129L235 128V127H237V126L233 124L234 122L236 123L237 120H238L237 118H235V116H233V114L231 115V114L228 112L231 116H228V117H230V118L227 117L228 119H225L226 117L224 116L225 118H223V117H222V113H221V116L219 115ZM111 114L114 115V113H111ZM116 114L114 115V117L116 116ZM125 114H126V113H125ZM125 114H122V115H125ZM129 114H130L131 116L134 115V114H132V112H129ZM129 114H127V116L125 115L124 118H123V116H122L123 119H121V120H120V118H117L118 121H116V122L122 125L121 128H122V130L125 129L126 133H128V134H131V133H132V134H133V131H134L135 129H133V128H131V129H133V130L128 129L129 126H130L128 122L133 118V117H131V116H128ZM175 114H176V113H175ZM189 114H190V113H189ZM148 115H149V116H148ZM169 115H170V114H169ZM185 115H188V114L186 113ZM223 115H224V114H223ZM118 116H119V115H118ZM118 116H117V117H118ZM147 116H148L150 119H152L153 116H156V113H155L153 116L151 115L152 117L150 116V114H147ZM108 117H111V115H109ZM134 117H135V116H134ZM156 117H157V116H156ZM156 117H154V118H156ZM161 117H162V114L160 113V115L158 116V118H161ZM231 117H232V118H231ZM112 118H113V116H112ZM149 118H148V119H149ZM154 118H153V119H154ZM173 118H174V117H173ZM233 118H234V119H233ZM238 118H239V117H238ZM108 119H109V118H108ZM110 119H111V118H110ZM110 119H109V120H110ZM113 119H114V118H113ZM113 119L109 121L111 124H112V122H113ZM135 119H136V117H135ZM153 119H152V120H153ZM167 119H168V118H166V120H167ZM174 119H175V118H174ZM229 119H231V120H229ZM235 119H236V120H235ZM262 119H264V117H262ZM114 120H115V119H114ZM164 120H165V119H164ZM205 120H206V118H205ZM136 121H137V120H136ZM150 121H151V120H150ZM153 121H154V120H153ZM153 121H152V122H153ZM186 121H188V120H187V119H184L183 124L186 123ZM256 121H257V123H258V120L254 118L252 124H253V123L256 124ZM107 122H108V121H107ZM239 122H240V119H239ZM164 123H165V122H164ZM181 123H182V122H181ZM189 123H190V122H189ZM237 123H238V122H237ZM241 123H242V122H241ZM113 124H114V123H113ZM113 124H112V126H113ZM126 124H128L129 126H126ZM130 124H131V121H130ZM190 124H191V123H190ZM230 124H233L234 127H233V126H221V125H230ZM238 124H239V123H238ZM238 124H237V125H238ZM121 125H120V126H121ZM124 125H125V126H124ZM140 125H141V124H140ZM160 125H161V124H160ZM164 125H168V124L165 123ZM169 125H171V124H169ZM253 125H254V124H253ZM137 126H138V125H137ZM137 126H136V127H137ZM143 126H146V125L143 124ZM162 126H163V125H162ZM162 126H161V127H162ZM255 126H256V125H255ZM117 127L120 129V127H119L118 125H117ZM127 127H128V128H127ZM133 127L135 128V125H134ZM148 127H149V126H148ZM161 127H159V128H161ZM112 128H113V127H112ZM137 128H138V127H137ZM137 128H136L135 131H137ZM143 128H144V127H143ZM150 128H151V126H150ZM169 128H170V129H169ZM169 128H165V126H164V128L160 129V131H161V130L163 131L162 135L160 134L161 132L159 133L160 137L165 135V136H164V138H165L166 136H170V133L173 134V132H174L173 129H172L171 127H169ZM177 128H178V126H177ZM182 128H183V126H182ZM200 128H201V127H200ZM219 128H217V129H219ZM237 128H238V127H237ZM251 128H253V127H251ZM144 129H145V128H144ZM151 129H153V128H151ZM154 129L156 130V128H154ZM167 129H168V130H167ZM239 129H240V128H239ZM248 129H249V128H248ZM113 130H114V129H113ZM120 130H121V129H120ZM122 130H121V131H122ZM139 130H140L139 132H141V128H140ZM146 130H147L146 133H148L149 130H148V129H146ZM169 130H172V132L169 131ZM177 130H178V129H176V131H177ZM182 130L184 131L185 129H182ZM189 130H190V129H189ZM195 130H196V129H195ZM243 130H245V129H243ZM121 131H120L119 133H121ZM142 131H143V130H142ZM186 131H187V130H186ZM190 131H191V130H190ZM197 131H199V130H197ZM208 131H209V130H208ZM38 132H39V130H38ZM123 132H124V131H123ZM139 132H138V133H139ZM144 132H145V131H144ZM155 132H157V131H155ZM155 132H154V133H155ZM206 132H207V131H206ZM218 132H219V131H218ZM32 133H33V132H32ZM32 133H31V134H32ZM135 133H137V132H135ZM141 133H142V132H141ZM149 133H150V132H149ZM157 133H158V132H157ZM177 133H178V132H177ZM204 133H205V132H204ZM220 133H222V132H220ZM232 133H233V132H232ZM34 134H35V133H34ZM40 134H41V133H40ZM123 134L125 135V133H123ZM132 134H131L130 136H132ZM180 134H181V133H180ZM188 134H189V133H188ZM223 134H224V133H223ZM36 135H37V134H36ZM43 135H44V134H43ZM134 135H135V134H134ZM138 135H139V134H138ZM152 135H153V134H152ZM154 135H155V134H154ZM157 135H158V134H157ZM173 135H174V134H173ZM186 135H187V134H186ZM206 135H207V134H206ZM34 136H35V135H34ZM127 136H128V135H127ZM130 136H128V137H130ZM191 136H192V135H191ZM209 136H210V135H209ZM38 137H39V136H38ZM41 137H42V136H41ZM171 137H172V135H171ZM175 137H176V136H175ZM177 137H178V136H177ZM192 137L195 138V137H196V134H194ZM197 137H198V134H197ZM202 137L206 138L204 134H203ZM223 137H224V136H223ZM149 138H150V137H149ZM151 138H152V136H151ZM155 138H157V136H156ZM166 138H168V137H166ZM166 138H165V139H166ZM225 138L227 139V137H225ZM157 139H158V138H157ZM161 139H162V138H161ZM189 139L191 140L192 138H189ZM223 139H224V138H223ZM232 139H233V138H232ZM232 139H230V140H232ZM239 139H240V138H239ZM239 139H238V140H239ZM242 139H243V138H242ZM250 139H251V138H250ZM250 139H249V138H248V140L246 139L247 142H245L244 139H243L244 143H243V144H238V143L236 142L237 140L235 141V137H234V141L236 142V145H235V143H233V145L230 144V143H229L230 145H229L228 143H226V144H223V143H222L221 145L218 144L219 146L217 145V150H221V151L223 150V159H222V160L227 161V159H229V158H233V159H234L235 157H242V158H245V164H244V165L246 166V163H247V165H250V164H248L249 161H247L246 158H247L248 156H250V155L253 156V153L256 154V152H253L252 150L254 149L253 147L255 146V143H256V141H257L256 139H255L254 141H253V140H250ZM121 140H122V139H121ZM129 140H130V139H129ZM159 140H160V139H159ZM192 140H193V139H192ZM194 140H196V139H194ZM223 141H224V140H223ZM227 141H228V140H227ZM241 141H242V140H241ZM131 142H132V141H131ZM190 142H191V141H190ZM221 142H222V141H221ZM229 142H231V141H229ZM30 143H31V141H30ZM38 143H39V142H38ZM231 143H232V142H231ZM257 143H258L259 145L261 144V143H259V142H257ZM31 144H32V143H31ZM26 145H27V143L24 144L23 148L26 147ZM35 145H37V147H38L40 144H39V145H38V144H35ZM130 145H131V144H130ZM133 145H134V144H133ZM143 145H145V144H143ZM147 145H148V144H147ZM157 145H158V144H157ZM226 145H228V146H226ZM234 145H235V146H234ZM256 145H257V144H256ZM28 146H29V144H28ZM44 146H45V144H43V142H42L40 147H43V148H44ZM116 146H117V145H116ZM138 146H139V145L137 144L134 148H136V150H137ZM152 146H153V147H156V145H155V146H154V145H151V149L154 150L155 148H152ZM160 146H161V145L157 146V148H160ZM169 146H170V145H169ZM102 147H103V146H102ZM106 147H107V146H106ZM117 147H118V146H117ZM122 147H123V146H122ZM126 147H127V146H126ZM126 147H125V145H124V148H126ZM145 147H146V145H145ZM163 147H165V146H163ZM208 147H209V145L207 146V145H204V144H201V143H194V142H191V143H188V144H179V145L177 146V150H178V148H180V149H186V151L189 152V155L187 154L186 156H191V155L194 156V157L196 156L197 159L200 157V160H202V161L204 160V162H205V161H206L205 159H207V158H205V155L208 156L209 154H212V153L216 150V149L214 148V146H213V149H214V150H211V149H209ZM257 147H258V146H257ZM23 148H21V151H20V150H19V151L22 152V151H24V150L27 149L26 151L28 152L29 148L32 150V151L29 150V151H31V152H33V150H35V149H38V150H39V148H36V147L34 146V144H33V145H30L28 148H24V149H23ZM64 148H65V147H64ZM108 148H109V147H108ZM131 148L133 149V147H131ZM131 148H127V149H131ZM139 148H140V147H139ZM139 148H138V151L144 149V147L142 148V146H141L142 149H139ZM147 148H148V147H147ZM147 148H146V149H147ZM210 148H211V147H210ZM22 149H23V150H22ZM97 149H98V147H97ZM105 149H106V148H105ZM117 149H118V148H117ZM127 149H125V151H127V155H128L129 153H128V150H127ZM187 149L190 150V151H188ZM256 149H257V148H256ZM256 149H255V150H256ZM41 150H42V149H41ZM66 150H67V149H66ZM100 150H101V149H100ZM102 150H103V149H102ZM109 150H110V149H109ZM109 150H108V151H109ZM113 150H114V149H113ZM113 150H112V151H113ZM155 150L157 151V149H155ZM2 151H3V150H2ZM15 151H16V150H15ZM36 151H37V150H36ZM39 151H40V150H39ZM39 151H37V152H39ZM93 151H94V149H93ZM98 151H99V150H98ZM104 151H105V150H104ZM114 151H115V150H114ZM133 151H134V150H133ZM138 151H137V152H138ZM221 151H220V152H221ZM0 152H1V151H0ZM16 152H17V151H16ZM91 152H92V149H91ZM106 152H107V149H106ZM110 152H111V150H110ZM122 152H123V150H122ZM130 152H131V150H130ZM134 152H135V151H134ZM134 152H132L131 154H133ZM137 152H135V153H137ZM183 152H184V151H183ZM183 152H182V153H183ZM190 152H191V153H190ZM1 153H4V152H1ZM1 153H0V156H1V158H2L1 160L3 161V157H4V158H6V157H5V154H4V156H3V155H1ZM23 153H24V152H23ZM65 153H66V156H67V154H68L67 152H64L63 155H62V154H61V155H62V156H65V155H64ZM77 153H78V152H77ZM82 153H83V152H82ZM93 153H94V152H93ZM135 153H134V154H135ZM155 153H156V152H155ZM155 153H153V155H155ZM180 153H181V152H180ZM257 153H258V150H257ZM9 154H10V153H9ZM29 154H30V152H29ZM40 154H42V153L40 152ZM69 154H70V152H69ZM91 154H92V153H91ZM101 154H102V153H101ZM116 154H117V153H116ZM134 154H133V156H134ZM184 154H185V153H184ZM184 154H183V155H184ZM23 155H24V154H23ZM42 155H43V154H42ZM61 155H60V156H61ZM75 155H76V153H75ZM77 155H78V154H77ZM77 155H76V156H77ZM84 155H85V154H84ZM89 155H90V154H89ZM108 155H109V154H108ZM112 155H113V154H112ZM112 155H110V156L112 157ZM141 155H142V154H140V155L138 156V154H137V158L134 159V160H131V163H130L126 158H124V156H123V158H122V165H123V167H126V166L129 165V163H130L131 166L129 165V166H127V168H128V167H132L133 169H135V170H137V171H143V170H146V169H147V170H148V169H151V170H155V171H156V170H158V169L160 168V165H161V163L163 162V159L158 160V162L156 161L157 163L154 161V159H151V161H150V159H146V158L143 159L144 157H143V158H140ZM212 155L215 156L214 153H213ZM11 156H12V155H11ZM11 156H8L9 158L7 157V158L4 160L5 162H1V160H0V162L3 163V165H5V166L7 165L8 167H6V168H8V169H9V166H10V167H13L12 170H13L14 168L17 170V168H18L17 171H19V173H20V171H21L20 169L22 168L21 164H22L23 161H22V160H21V161L19 160L21 163H20V162H16V161L18 160V158H16V157L13 155V156L16 158V159H15V158L13 157V158L16 160V161H15L16 163H14V162H12V160H11ZM32 156H33V155H32ZM70 156H71V154H70ZM92 156H93V154L91 155V157H92ZM117 156H118V155H117ZM119 156H122V155H119ZM135 156H136V155H135ZM135 156H134V157H135ZM181 156H182V155H181ZM198 156H199V157H198ZM214 156H213V161H214V162H211L210 160L207 159L209 162L206 161V162H208V163H206V164L209 165V164H211V163H215L214 166H217V165H218V162H219V165H220V164H221L220 161H218V162L215 161V160L217 159V157L215 156L216 159L214 160ZM256 156H257V155H256ZM28 157H29V156H28ZM30 157H31V156H30ZM72 157H73V155H72ZM72 157H70V158H72ZM84 157H85V156H84ZM95 157H96V156H95ZM106 157H107V156H106ZM162 157H163V156H162ZM182 157H183V156H182ZM184 157H185V156H184ZM13 158H12V159H13ZM38 158H39V157H38ZM89 158H90V157H89ZM97 158H98V157H97ZM167 158H168V157H167ZM167 158H165V159H167ZM185 158H187V157H185ZM201 158H202V159H201ZM34 159H35V157H34ZM36 159H37V158H36ZM40 159H41V158H40ZM73 159H74V158H73ZM86 159H87V158H86ZM104 159H105V158H104ZM108 159H109V158H108ZM120 159H121V158H120ZM248 159H249V158H248ZM37 160H38V159H37ZM37 160H36V161L34 160L33 162H35V164H32L31 167H30L31 169L33 168V170H32V174H34L33 171H35V170L38 171L40 168H43V166H42V167L39 166L40 163H36V162H42V161H37ZM51 160H52V159H50V161H51ZM74 160H75V159H74ZM87 160H88V159H87ZM211 160H212V159H211ZM25 161H26V160H25ZM55 161H56V160H55ZM55 161H54V163H55ZM202 161H200V164H199V162H198V163H197V162H196V163L194 162V163H195L196 165H198V164H199V165H202V164H204V162L202 163ZM246 161H247V162H246ZM57 162H59V164H60V165L62 166V168H64V169H65L66 167H68V166H67V160H66V157L59 158V160H58ZM86 162H87V161H86ZM109 162H110V161H109ZM189 162H190V161H189ZM192 162H193V161H192ZM237 162H238V160H237ZM4 163H5V164H4ZM23 163H25V165H26V162H23ZM78 163H79V162H78ZM190 163H191V162H190ZM216 163H217V164H216ZM234 163H235V162H234ZM27 164H28V162H27ZM37 164H38V165H37ZM51 164H53V163H51ZM191 164H192V163H191ZM206 164H204V165L206 166ZM0 165H1V164H0ZM22 165H23V164H22ZM35 165H36V166H35ZM42 165H43V164H42ZM80 165H81V164H80ZM189 165H190V164H189ZM196 165H195V167H194V165L192 164V166H193L194 168H196ZM204 165H202V167H203ZM208 165H207V166H208ZM227 165H228V163H227ZM33 166H34L35 168H36V167H40V168H38V170H37V169H35ZM49 166H51V165L49 164ZM210 166H211V165H209L208 167H206V169L209 168ZM214 166H211V169H212ZM220 166H221V167H220L221 169H219V170H223V169H222V168H223V167H222L223 165H220ZM234 166H235V165H234ZM245 166H244V168H246V170H247V169H248L247 167H249V166H246V167H245ZM20 167H21V168H20ZM218 167H219V166H218ZM236 167H237V166H236ZM240 167H241V166H240ZM3 168H4V167H3ZM19 168H20V169H19ZM25 168H26V167H25ZM25 168H22V169H25ZM46 168H48V170H49L50 167L47 166ZM51 168H52V166H51ZM51 168H50V169H51ZM70 168H71V167H70ZM238 168H239V166H238ZM0 169H1V167H0ZM4 169H5V168H4ZM10 169H11V168H10ZM27 169H28V167H27ZM34 169H35V170H34ZM43 169H44V168H43ZM55 169H57V168H55ZM67 169H68V172H69L70 169H69V168H67ZM71 169H72V168H71ZM90 169H91V168H90ZM197 169H198V170H199V169L201 170V167L199 168V167L197 166ZM197 169H196V170H197ZM236 169H237V168H236ZM250 169H252V168L250 167L249 170H250ZM5 170H6V169H5ZM5 170H4V171H5ZM16 170H14L13 172H15ZM25 170H26V169H25ZM25 170H22V171H25ZM29 170H30V169H29ZM57 170H58V169H57ZM57 170H56V172H58ZM85 170H86V169H85ZM202 170L206 171V170H205V167H203ZM207 170H209V169H207ZM212 170H213V169H212ZM214 170H215V168H214ZM219 170L217 171V167H216V170H215V171L219 172ZM249 170H247V171L249 172L248 174H250V172H252L253 169L250 170V171H249ZM1 171H3V169H1ZM1 171H0V173H2V175H4V176L7 175V174H4L5 172H1ZM17 171H16V172H17ZM27 171H28V170H26L25 172H27ZM40 171L42 172V169H41ZM50 171H52V170H50ZM54 171H55V170H54ZM71 171H72V170H71ZM125 171H126V170H125ZM228 171L230 172V169H229V168H228ZM7 172H8V170H7ZM16 172H15V173H16ZM92 172H93V171H92ZM27 173H28V176L26 175ZM27 173H20L19 175H21V176H19V175H14V174H13L14 176H13V177L10 176V177H9V182H8V183L11 184V186H12L13 189L15 188V189L18 191V192H16V193H19V194H20V197H22V201L24 202V200H25L24 205H26V207H22V206H10V203H8V204H9V207L6 208L7 210L5 211V208H3V209H4V212H7V211H8V212H11V213H9V215L11 214V215L16 216V217H18V218L26 219V220H27V218H30V217H31V215H32V211H33L34 209H36V208H35V205L33 204V201L35 200V197L33 196V193L35 192V195H36L39 191H42V190H38L40 187H38V189H36L37 187H36V188H35V187H32V186H34V185H32V184L34 183L33 181H35V179H34L33 181H31V183H32V182H33V183H32V184L30 183L32 186H31V185H30V186L33 188V190H34V188H35V189L37 190V193H36V190L33 191V190L29 187L30 190H31V192L33 191V193H31L32 195L29 194L30 191H29V190H26L25 186H28V185H29V184H27V182H28V183L30 182V181L28 180V178H29L30 180H32V177L30 178V175H32V174L29 175V172H27ZM36 173H38V172H36ZM47 173H48V172H47ZM51 173H52V172H51ZM53 173H54V172H53ZM58 173H60V172H58ZM84 173H85V172H84ZM84 173H83V174H84ZM237 173H238V172H237ZM253 173H254V171L251 173V179H249V180L254 179V178H252ZM41 174H42V173H41ZM54 174H55V173H54ZM61 174H62V177H63V173H62V172H61ZM65 174H66V173H65ZM75 174H76V173H75ZM231 174H232V172L230 173V175H231ZM243 174H244V173H243ZM255 174H256V172L254 173L253 177L255 176ZM2 175H1V176H2ZM11 175H12V174H11ZM36 175H37V174H36ZM51 175H52V174H50V177H51ZM66 175L68 176V174H66ZM69 175H70V174H69ZM88 175H89V174H88ZM244 175H246V174H244ZM32 176H33V175H32ZM38 176H39V175H38ZM52 176H53V175H52ZM59 176H60V174H59ZM67 176H66V177H67ZM86 176H87V175H86ZM234 176H235V175H234ZM256 176H259V174H257ZM7 177H8V175H7ZM26 177H28V178H26ZM221 177H222V176H221ZM227 177H228V176H227ZM230 177H231V176H230ZM232 177H233V175H232ZM238 177H239V176H238ZM25 178H26L27 180H25ZM40 178H41V177H40ZM51 178H52V177H51ZM53 178H54V177H53ZM57 178H58V177H57ZM72 178H73V177H72ZM82 178H83V176H82ZM94 178H95V177H94ZM96 178H99V177H96ZM100 178H101V177H100ZM225 178H226V177H225ZM236 178H237V176H236ZM245 178H247V177H245ZM257 178H258V177H257ZM0 179L2 180V178H0ZM4 179H6V178L4 177ZM92 179H93V178H92ZM54 180H55V179H54ZM60 180H61V179H60ZM240 180H241V179H239V181H240ZM23 181L26 182V185L24 184ZM37 181H38V180H37ZM44 181H45V179H44ZM44 181H43V183H44ZM50 181H51V180H50ZM207 181H208V180H207ZM218 181H221V182H222V184H223L222 186H225V187L227 186V189H228V187H229V188H232V186H233V184H232L229 180L223 179V177H222L221 180H218ZM232 181H233V178H232ZM239 181L236 180V181L233 182V183L236 184V183L238 182V184H239ZM254 181H256V184H258L257 180L254 179ZM254 181H253V182H254ZM0 182H1V181H0ZM61 182H62V181H61ZM65 182H66V180H65ZM90 182H93V181H90ZM100 182H101V181H100ZM210 182H211V181H210ZM221 182H220V183H221ZM43 183H42V184H43ZM57 183H58V182H57ZM67 183H68V182H67ZM103 183H104V182H103ZM241 183H242L243 185H246V184L243 183L242 181H241ZM251 183H252V182H251ZM254 183H255V182H254ZM0 184H1V183H0ZM4 184H5V183H4ZM10 184L7 186L8 188H9ZM35 184H36V183H35ZM42 184H41V185H42ZM62 184H63V183H62ZM215 184H216V183H215ZM218 184H219V183H218ZM235 184H234V185H235ZM238 184H236V186H239ZM37 185H38V184H37ZM71 185H72V184H71ZM95 185H96V184H95ZM104 185H105V184H104ZM216 185H217V184H216ZM253 185H254V184H253ZM3 186H4V185H3ZM39 186H40V185H39ZM42 186H43V185H42ZM50 186H51V185H50ZM212 186H213V184H212ZM219 186H220V185H219ZM246 186H247V185H246ZM248 186H249V184H248ZM5 187H6V186H5ZM7 187H6V188H7ZM52 187H53V185H52ZM54 187H55V186H54ZM58 187H59V186H58ZM89 187H90V186H89ZM107 187H108V186H107ZM239 187H240V186H239ZM242 187H245V186H242ZM250 187H251V186H249L248 189H250ZM103 188H104V187H103ZM0 189H1V185H0ZM13 189H12V190H13ZM15 189H14V190H15ZM42 189H45V188L43 187ZM55 189H56V187H55ZM57 189H58V188H57ZM57 189H56V190H57ZM91 189H92V188H91ZM238 189H240L241 191L244 190L245 194H246V195L248 194V192H247L245 189L242 190L241 187L238 188ZM49 190H50V189H49ZM53 190H54V189H53ZM97 190H98V189H97ZM106 190H107V189H106ZM218 190H219V189H218ZM2 191H3V190H2ZM2 191H1V192H2ZM7 191H8V190H7ZM7 191H6V192H7ZM28 191H29V192H28ZM43 191H44V190H43ZM104 191H105V190H104ZM228 191H229V190H228ZM111 192H112V191H111ZM111 192H110V195H111ZM113 192H114V191H113ZM229 192H230V191H229ZM238 192L240 193V191H238ZM48 193H49V192H48ZM50 193H51V192H50ZM50 193H49V194H50ZM99 193H100V192H99ZM107 193H108V192H107ZM242 193H243V192H242ZM0 194H1V193H0ZM11 194H12V193H10V195H11ZM38 194H39V193H38ZM38 194H37V195H38ZM44 194H45V193H44ZM97 194H98V193H97ZM102 194H103V193H102ZM105 194H106V193H105ZM116 194H117V193H116ZM118 194H120V193H118ZM245 194H244V195H245ZM1 195H4V193L1 194ZM10 195H9L8 199H9V198H11V199L13 198V197H10ZM14 195H15V193L13 194V196H14ZM120 195H121V194H120ZM122 195H123V193H122ZM209 195H210V194H209ZM217 195H219V194H217ZM7 196H8V195H7ZM43 196H44V195H43ZM114 196H115V195H114ZM229 196H230V193H229ZM238 196L241 197V195H239V194H238ZM14 197H16V196H14ZM17 197H19L18 194H17ZM48 197H49V196H48ZM104 197H105V196H104ZM106 197H107V196H106ZM206 197H208V196H206ZM216 197L219 198L218 196H216ZM245 197H246V196H245ZM1 198H2V196H0V199H1ZM122 198H123V197H122ZM175 198H176V197H175ZM229 198H230V197H229ZM233 198H234V197H233ZM2 199H4V196H3ZM13 199H15V198H13ZM13 199H12V200H13ZM37 199H38V197H37ZM37 199H36V200H37ZM46 199H47V198H46ZM49 199H50V198H49ZM107 199H108V198H107ZM130 199H131V198H130ZM237 199H238V198H236V200H237ZM15 200H17V198H16ZM114 200H115V199H114ZM114 200H113V202H114ZM118 200H120V199H118ZM174 200H175V199H174ZM219 200H221V199L219 198ZM222 200H224V199L222 198ZM228 200H229V199H228ZM239 200H240V199H239ZM241 200L243 201V199H241ZM1 201H2V200H1ZM18 201H21V200L19 199ZM48 201H49V200H48ZM229 201H230V200H229ZM237 201H238V200H237ZM242 201H238V202H240V203H238V204H241ZM38 202H39V201H38ZM111 202H112V201H111ZM119 202H120V201H119ZM221 202H222V201H221ZM226 202H227L226 200L223 201V203L227 204ZM19 203H20V202H19ZM19 203H18V204H19ZM29 203H30V204L32 203V204L34 205V209H33V210L28 208ZM34 203H36V201H35ZM42 203L44 204V201H43ZM143 203H144V202H143ZM214 203H215V202H214ZM230 203H231V202H230ZM233 203H235V205H236V202H233ZM243 203H244V202H243ZM21 204H22V202H21ZM32 204H31V205H32ZM115 204H116V203H115ZM118 204H119V203H118ZM130 204H131V203H130ZM146 204H147V203H146ZM149 204H150V203H149ZM178 204H180V203H178ZM11 205H12V204H11ZM31 205H30V206H31ZM33 205H32V206H33ZM41 205H42V204H41ZM44 205H46V204H44ZM180 205H181V204H180ZM180 205H179V207H180ZM36 206H37V205H36ZM191 206H192V208H193V205H191ZM227 206H228V205H227ZM232 206H234V205H232ZM236 206H237V205H236ZM236 206H235V207H236ZM242 206H243V208H244V207L247 208V206L244 205V204H242L241 207H242ZM41 207H42V206H41ZM44 207H45V206H44ZM181 207H182V206H181ZM194 207H195V206H194ZM197 207H198V206H197ZM228 207H229V206H228ZM230 207H231V206H230ZM230 207H229V208H230ZM235 207H234V208H235ZM32 208H33V207H32ZM38 208H39V207H38ZM48 208H49V207H48ZM48 208H47V209H48ZM120 208H124V207H121V206H120ZM141 208H142V207H141ZM153 208H154V207H153ZM186 208H188V207H186ZM186 208H184V210H185ZM192 208L190 207L189 209H191V210L193 211L194 208H193V209H192ZM195 208H196V207H195ZM236 208H237V207H236ZM236 208H235V209H236ZM41 209H43V208H41ZM129 209H130V208H129ZM136 209H137V208H136ZM136 209H135V210H136ZM150 209H151V208H150ZM221 209H222V208H221ZM223 209H224V207H223ZM227 209H228V208H227ZM30 210H31V211H30ZM36 210H37V209H36ZM52 210H53V209H52ZM138 210H140V208H139ZM145 210H146V209H145ZM151 210H152V209H151ZM191 210H190V211H191ZM231 210H232L231 212H230L229 210H227L226 212H227L229 215L232 213L234 216H230V217H228L227 215H225V216H224L225 221H226L228 218H229V219H231V218L233 219V218H235V216H236V218L239 217V216H237L236 214H234V213H235V210H234V213H233V207H232ZM244 210H246V209L244 208ZM244 210H243V211H242V210H241V211H240V210H237V212L240 211L243 215H246V214L244 213ZM247 210H248V209H247ZM257 210H258V209H257ZM1 211H3V210H1ZM1 211H0V213H1ZM40 211H41V210H40ZM42 211H43V210H42ZM48 211H49V210H48ZM50 211H51V210H50ZM133 211H134V210H133ZM136 211H137V210H136ZM177 211H178V210H177ZM4 212H3V214H4ZM33 212H34V211H33ZM44 212H45V211H44ZM170 212H171V211H170ZM180 212H181V211H180ZM219 212H220V211H218V213H219ZM223 212H224V211H223ZM223 212H222V213H223ZM240 212H238V213H240ZM247 212H248V211H246V213H247ZM37 213H38V212H37ZM46 213H47V212H46ZM48 213H49V212H48ZM52 213H53V212H52ZM57 213H58V210H57ZM70 213H71V212H70ZM207 213H208V212H207ZM212 213H214V212H212ZM215 213H216V212H215ZM218 213H217V214H218ZM224 213H225V212H224ZM241 213H240V214H241ZM1 214H2V213H1ZM50 214H51V213H50ZM60 214H61V213H60ZM72 214H73V213H72ZM176 214H177V216L175 215L174 218H171V217H172V216H171L170 219H165V220H167V222H165V220H162V221H161V220L156 219V220H157V224H158V221H159V222L162 223V224H161V223L159 224L160 226H161V225H163V226L166 225V226L169 228V230H170V228H172L171 225H173V229L175 230V229H176L175 227H177V226H181V225H179V224H182L181 222H182L183 220H185V218H184V219L181 218L182 215H181V216H178L179 213H176ZM205 214H206V213H205ZM217 214H213L212 218L209 217V216L212 215L211 213H210V215H209V214H206V215H209V216H208V217H204V218H206V220L204 219L205 222L207 223V221H210V222H209V225L211 226V225L214 223L213 220L216 221V220L218 219V218L216 219V216H214V215H217ZM220 214H221V213H220ZM255 214H256V213H255ZM33 215H35V214L33 213ZM36 215H37V214H36ZM45 215H46V214H45ZM63 215H64V214H63ZM171 215H173V214L171 213ZM179 215H180V214H179ZM203 215H204V214H203ZM218 215H219V214H218ZM218 215H217V216H218ZM248 215H249V212H248L247 216H248ZM38 216H39V215H38ZM41 216H43V215H41ZM49 216H50V215H49ZM49 216H47V218H48ZM54 216H55V215H54ZM240 216H241V215H240ZM34 217H35V216H34ZM34 217L32 216V218H34ZM51 217H52V216H51ZM157 217H158V216H157ZM165 217H166V216H165ZM179 217H180V218H179ZM183 217H184V216H183ZM201 217H202V216H201ZM214 217H215V219H214ZM219 217H221V218L223 219V217H222L221 215H219ZM225 217H226V218H225ZM7 218H8V219H7ZM7 218H6V219H7L8 221H10L12 217L10 216V220H9V216H8ZM36 218H38V217H36ZM44 218L46 219V216H45ZM52 218H53V217H52ZM54 218H57V217H54ZM66 218H67V217H66ZM74 218H75V217H74ZM160 218H161V217H160ZM167 218H168V215H167ZM175 218H176V219H175ZM177 218L180 219V223H179V220H178ZM208 218H209V219H208ZM210 218H211L212 221L210 220ZM258 218L260 219V217H258ZM6 219H5V220H6ZM12 219H16V218H12ZM40 219H41V218H39V220H40ZM50 219H51V218H50ZM60 219H61V218H60ZM60 219L58 220L59 222H60L61 220L64 221V219H61V220H60ZM171 219H172V221H171ZM207 219H208V220H207ZM256 219H257V218H256ZM256 219H255V221H256ZM5 220H4V221H5ZM31 220H32V219H31ZM33 220H35V218H34ZM36 220H37V219H36ZM42 220H44V219H42ZM42 220H41V221H42ZM109 220H111V222H112V221H113V222H114V221H120V222H122V223L124 224V226H125L126 231H127L128 233H130V234H133L134 231H135V229L133 228L134 226H132V220L129 219V218H125V217H121V216H120V217H118V216H116V217L111 216V219H109ZM145 220H146L145 218H144V219H141L140 222H141V221L143 222V221H145ZM202 220H203V218H202ZM236 220H237V222H238V219H234L232 222H230V224H229V223H228V224H229V225L232 224V226H234L235 224H234L233 222H235ZM243 220H244V219H243ZM246 220H247V218H246ZM20 221H21V220H20ZM28 221H29V220H28ZM44 221H45V220H44ZM54 221H55V220H54ZM56 221H57V220H56ZM56 221H55V222H56ZM58 221H57V222H58ZM65 221H66V220H65ZM65 221H64V222H65ZM153 221H155V220H154V219L152 220V222H151L152 225H154V224L156 225V221H155V222H153ZM169 221L172 222V223H169ZM221 221H222V220H221ZM229 221H231V220H229ZM229 221L227 220L226 222H229ZM248 221H249V220H248ZM263 221H264V220H263ZM13 222H14V221H12V224H13ZM15 222H17V221H15ZM18 222H19V221H18ZM48 222H49V221H48ZM48 222H47V223H48ZM57 222H56V223H57ZM61 222H62V221H61ZM61 222H60V223H61ZM66 222H67V221H66ZM177 222H178V225H177ZM183 222H184V221H183ZM211 222H212V223H211ZM216 222H217V223H216ZM216 222L214 223V224H215V227L218 226L217 224L220 225V223H221V222H219V220H217ZM226 222H223V224L225 223V224H224L225 226L222 225V223H221L220 227H221V226H222V227H221L220 230H223L224 227L226 228V226H227V223H226ZM246 222H247V221H246ZM4 223H5V222H4ZM4 223H2V222L0 223V231H1V230L3 231V233H2V231L0 232V264H3L4 259L6 260L5 255L8 256L9 253H11V252H9L8 250H5V251H4V249H6V246H4V245H6L5 243L8 244V238H9L11 235H12V237H13V234H11V232H12V230H13L12 227H13L14 225L10 226L9 222H7V223H5V224H4ZM53 223H54V222H53ZM60 223H58V224L61 225L62 223H61V224H60ZM68 223H69V222H68ZM72 223H73V222H72ZM77 223H78V222H77ZM149 223H150V222H149ZM164 223H165V224H164ZM210 223H211V224H210ZM241 223H242V222H241ZM243 223H244V222H243ZM249 223H250V222H248V224H249ZM256 223H258V222H256ZM18 224H19V223H18ZM34 224H35V222H34ZM40 224H41V227H44V226L42 225L43 223H40ZM44 224H45V223H44ZM64 224H65V223H63L62 225H64ZM70 224H71V222H70ZM169 224H170V225H169ZM175 224H176V225H175ZM233 224H234V225H233ZM244 224H245V223H244ZM244 224H243V225H244ZM248 224H247V225H248ZM254 224H255V223H254ZM263 224H264V222H263ZM31 225H32V224H31ZM55 225H56V224H55ZM71 225H72V224H71ZM73 225H74V224H73ZM150 225H151V224H150ZM168 225H169L170 227H169ZM229 225H228L227 229H230V228H231V227H229ZM236 225H237V223H236ZM252 225H253V224H252ZM258 225H259V224H258ZM49 226H50V224H49ZM64 226H68V225L66 224V225H64ZM189 226H190V225H189ZM210 226H209V228H210ZM223 226H224V227H223ZM238 226H239V225H238ZM241 226H242V225H241ZM244 226H246V225H244ZM46 227H47V226H46ZM57 227H58V226H57ZM59 227H61V226H59ZM69 227H70V226H69ZM98 227H99V226H98ZM152 227H153V226H152ZM191 227H192V229H188L189 231H190V230L193 231V229H196V231H197V230L199 231V230L201 229V228L199 229V227H198V228H197V227H193V226H191ZM220 227H217V229L220 228ZM235 227H236V226H235ZM235 227H234V228H235ZM247 227H248V226H247ZM35 228H36V227H35ZM39 228H40V227H39ZM50 228H51V227H50ZM53 228H54V227H53ZM62 228H63V227H62ZM65 228H66V227H65ZM100 228H101V227H100ZM181 228H182V227H181ZM189 228H190V227H189ZM205 228H207V227H205ZM205 228H204V229H201V230H202V233H203V231H205ZM213 228H214V225H213ZM222 228H223V229H222ZM232 228H233V227H232ZM232 228H231V229H232ZM234 228H233V229H234ZM237 228H238V227H237ZM255 228H256V227H255ZM257 228H258V226H257ZM44 229H45V228H44ZM47 229H48V227H47ZM47 229H45V231H46ZM63 229H64V228H63ZM96 229H97V228H96ZM214 229H215V228H214ZM231 229H230V230H231ZM249 229H250V228H249ZM251 229H252V228H251ZM251 229H250V230H251ZM14 230H15V229H14ZM14 230H13V231H14ZM52 230H54V229H52ZM60 230H62V229L60 228ZM67 230H68V229H67ZM80 230H81V229H80ZM92 230L94 231L95 229H92ZM92 230H90V231L93 232ZM99 230H100V229H99ZM150 230H152V229H150ZM174 230H173V231H174ZM207 230L209 231V229H207ZM218 230H219V229H218ZM225 230H226V229H225ZM241 230H242V229H241ZM241 230H239V232H243V230H242V231H241ZM245 230H246V229H245ZM55 231H56V229H55ZM57 231H58V230H57ZM97 231H98V230H96V232H97ZM148 231H149V230H148ZM185 231H186V230H185ZM191 231H190V232H186V233L191 234L192 237H193V236H194V233H192ZM214 231H216V230H214ZM214 231L212 232L213 234H214ZM9 232H10V234H11L10 236L7 234V233H9ZM34 232H35V231H34ZM41 232H42V231H41ZM51 232H52V231H51ZM63 232H65V231H63ZM91 232H89V233H90L91 235H93V233H91ZM99 232H100V231H99ZM193 232H194V231H193ZM229 232L232 233V231H229ZM235 232H236V231H235ZM239 232H238V234H239ZM244 232H245V231H244ZM244 232H243V233H244ZM12 233H13V232H12ZM14 233H15V232H14ZM48 233H50V232H48ZM89 233H88V234H89ZM104 233H105V232H104ZM152 233H153V232H152ZM175 233H176V231H175ZM186 233H185V234H186ZM197 233H198V232H197ZM202 233H200V234L202 235ZM216 233H217V232H216ZM225 233H226V232H225ZM230 233H229V235H230ZM251 233H252V232H251ZM251 233H249V235H250ZM255 233H256V231H255ZM258 233L260 234V230H259V232H257V234H256L255 236L252 234V237L248 236V233H247L246 235H245V233H244V234H242V235H245V236H243L241 239L239 238L240 236H239L238 234H236V235L233 234V237L230 235V236L232 237L233 241L231 240V245H230V243H229L230 246L228 245L229 247L227 246V248H226V249H227L228 251H230V253H231L230 258H227V260L231 262V263H229V264H233V258H234V256L236 255L237 250L241 247V245H243V244H245V243H247V242H249V241H251L252 244L255 243V240L258 239V238H257V237H258V236H257ZM43 234H44V231H43ZM51 234H52V233H51ZM59 234H60V233H59ZM64 234H66V233H64ZM67 234H69V233H67ZM67 234H66V235H67ZM86 234H87V233H86ZM90 234L87 235V236H90V237H91ZM137 234H138V232H137ZM166 234H167V233H166ZM171 234H172V236H173V239L171 238V239L168 240V241L166 240V242L169 243V241H171V242L173 243L174 241H178V239H177L178 237L175 236L176 234L173 235V234H174L173 232H172ZM189 234H187V237H186V238H188V240L190 239V238L188 237V236H190ZM206 234H209V233H205V234H204L205 237H204L203 239H200V238H202L203 236H200L199 234H197V235H199L200 238H199L198 236L196 237V238H199V239H196V240H195V237H193L194 240L198 242L199 247L204 248V249L210 244V242H211V244H212L214 241H217V243H218V239H219V238H217V237H214L215 234H214V236H213V235H210V234H209V235H206ZM219 234H220V233H219ZM40 235H41V234H40ZM240 235H241V233H240ZM8 236H9V237H8ZM41 236H42V235H41ZM52 236H53V235H52ZM83 236H84V235H83ZM97 236H101L102 239H101V240H98V241L95 240V239L97 238ZM97 236L94 234V235H93L94 238L91 237V240H92V239H94V240L91 241V242L88 243V244H85L86 250L92 255V256H91V260L94 261L96 264H116V263H118V262L121 260L120 258H123L122 256H124V257H125V256L130 257V255L128 254L129 252H127V255H124V254H126V253H124L123 251H120V249L112 248V247L107 246L108 244L106 245L105 242H107L108 240L104 242L103 239L106 240V238H105L103 235H98V232H97ZM139 236H140V235H139ZM227 236H228V234H227ZM7 237H8V238H7ZM47 237H49V236H47ZM53 237H54V236H53ZM55 237H56V236H55ZM55 237H54V238H55ZM90 237H89V238H90ZM140 237H143V236H140ZM145 237H146V236H145ZM150 237H151V238H150ZM192 237H191V241L189 240L190 242L187 241V243H186L187 245H189V244L191 245V243H192V245H194V246H191V247H190V245H189V247H190V251H191L192 248L195 247V245H196L197 248H199L198 245L196 244L197 242H195V243L193 244V242H192V239H193V238H192ZM249 237H250V238H249ZM54 238H52V239H54ZM58 238H60V237H58ZM147 238H148V239L150 238L151 240H141L140 242H141V243H150L151 245H154V242L156 243V242L158 241V243L161 242V243H160L161 246H162V244H163V241H162L163 238H160V237H158V236H157V238H156V236L153 237L152 235H151V236L148 235ZM154 238H155V239H154ZM158 238H159L160 240H159ZM224 238H227V239H228V237H224ZM45 239H46V238H45ZM52 239H51V240H52ZM99 239H100V237H99ZM175 239H176V240H175ZM227 239H224V240H227ZM230 239H231V238H230ZM10 240H11V239H9V241H10ZM163 240H165V239H163ZM172 240H174V241H172ZM185 240H187V239H185ZM228 240H229V239H228ZM228 240H227V241H228ZM12 241H13V240H12ZM120 241H121V239L119 240V242H120ZM123 241H124V240H123ZM127 241H128V240H127ZM127 241H124L123 243H122V242L119 243L118 240L115 241V242L113 241V243H115V244H113V245L116 246V247H118L117 245H118V243H119V247H120V246H123L124 243L127 242ZM183 241H184V240H183ZM212 241H213V242H212ZM222 241H223V240H222ZM256 241H257V240H256ZM43 242H44V241H43ZM109 242H110V241H109ZM109 242H107V243H109ZM128 242H129V241H128ZM137 242H138V241H137ZM166 242H165V243H166ZM12 243H13V242H12ZM116 243H117V244H116ZM168 243H167V244H168ZM188 243H189V244H188ZM219 243H220V242H219ZM120 244H121V245H120ZM122 244H123V245H122ZM221 244H223V243L221 242ZM226 244H227V243H226ZM8 245H9V244H8ZM10 245H11V243H10ZM29 245H30V244H29ZM35 245H36V244H35ZM43 245H44V244H43ZM110 245H111V244H110ZM140 245H142V244H140ZM140 245L138 244L137 246L141 247ZM148 245H149V244H148ZM163 245H164V244H163ZM218 245H219V244H218ZM44 246H45V245H44ZM65 246H67V245L65 244ZM144 246H145V244H144ZM165 246H166V245H165ZM202 246H203V247H202ZM205 246H206V247H205ZM220 246H221V245H220ZM8 247H9V246H8ZM8 247H7V248H8ZM26 247H27V246H26ZM33 247H34V246H33ZM147 247H148V246H147ZM209 247H211V246H208V248H209ZM30 248H31V247H30ZM46 248H47V244H46ZM143 248H144V247H143ZM161 248H162V247H161ZM161 248H160V249H161ZM180 248H181V247H180ZM208 248H207V249H208ZM10 249H11V248H10ZM22 249H23V247H22ZM69 249H70V248H69ZM150 249H152V248H150ZM181 249H182V248H181ZM194 249H196V248H194ZM199 249H200V248H199ZM219 249H220V248H219ZM221 249H222V248H221ZM23 250H24V249H23ZM131 250H132V249H131ZM144 250H145V249H144ZM162 250H163V249H162ZM169 250H170V249H169ZM169 250H168V251H169ZM210 250H211V248H210ZM6 251H8L9 253H7ZM50 251H51V250H50ZM133 251L136 252V250H133ZM147 251H148V250H147ZM164 251H165V250H164ZM195 251H197V250H195ZM201 251H202V250H201ZM225 251H226V250H225ZM17 252H18V251H17ZM47 252H49V250H48ZM47 252H46V253H47ZM183 252H184V251H183ZM192 252H193V253H192ZM209 252H211V251H209ZM3 253H4V254H3ZM5 253H7L8 255L5 254ZM13 253H14V252H13ZM49 253H50V252H49ZM130 253H131V252H130ZM194 253H197V254L194 255ZM213 253H214V251L212 252V254H213ZM215 253H216V252H215ZM50 254H51V253H50ZM132 254H133V255H137V253H136V254H135V253H132ZM191 254H192V256L196 257V255L200 254V252H199V251H197V252L191 251ZM228 254H229V253H228ZM46 255H47V257H48V254H46ZM51 255H52V254H51ZM53 255H54V254H53ZM203 255H205V254H203ZM226 255H227V254H226ZM12 256H13V255H12ZM111 256H112V259H113V260L109 259V260H110V261H109V260H108V257H111ZM114 256H115V257H114ZM119 256H121V257L119 258ZM51 257H52V256H51ZM206 257H207V256H206ZM206 257H205V258H206ZM210 257H211V256H210ZM210 257H209V261L211 260ZM227 257H228V256H227ZM54 258H55V257H54ZM117 258H119L120 260L117 261ZM132 258L135 260V258H138V257L135 256V258H134V256H132ZM142 258H143V257H142ZM179 258H181V257L179 256ZM205 258H204V259H205ZM211 258H212V257H211ZM213 258L215 259V257H213ZM7 259H8V258H7ZM52 259H53V258H52ZM87 259H88V258H87ZM87 259H86V260H87ZM133 259H132V260H133ZM139 259H140V260H139ZM139 259H136V260H138V261H142L143 264H150V263H151V264H154V262H152V260L149 262V260H147V259L144 260V258L141 259V258L139 257ZM150 259H151V258H150ZM189 259L191 260V258H189ZM214 259H213V261H214ZM8 260H9V259H8ZM8 260H6V261L8 262ZM49 260H50V259H49ZM53 260H54V259H53ZM55 260H56V258H55ZM55 260H54V261H55ZM70 260H72V259H70ZM80 260H81V259H80ZM91 260H90V262H91ZM114 260H116V262H114ZM146 260H147V261H146ZM166 260L168 261V259H166ZM173 260H174V259H173ZM197 260H200V258H198V259H195V258H194L192 261H193V263L195 262L194 264H196V263H197V264H200V261H201V260L198 261L199 263L197 262ZM202 260H203V259H202ZM206 260H207V259H206ZM227 260H226V261H227ZM38 261H39V260H38ZM38 261H37V262H38ZM50 261H51V260H50ZM77 261H78V260H76V262H77ZM84 261H85V258H84ZM171 261H172V260H171ZM186 261H187V260H186ZM192 261H190V262H192ZM207 261H208V260H207ZM213 261H211V262H213ZM219 261H220V260H219ZM226 261H225V262H226ZM228 261H227V263H228ZM55 262H56V261H55ZM64 262H65V261H64ZM73 262H74V261H73ZM79 262H80V261H79ZM110 262H111V263H110ZM144 262H145V263H144ZM146 262H147V263H146ZM162 262H163V261H162ZM188 262H189V261H188ZM188 262H187V264H188ZM190 262H189V264H190ZM211 262H209V264H211ZM225 262H224V263H225ZM11 263H12V262H11ZM51 263H52V262H51ZM82 263H83V260H82ZM87 263H89V260H88ZM184 263L186 264V262H184ZM193 263H192V264H193ZM227 263H226V264H227ZM54 264H55V263H54ZM65 264H66V263H65ZM67 264H68V263H67ZM73 264H75V263H73ZM93 264H94V263H93ZM118 264H121V261H120ZM161 264H162V263H161ZM203 264H204V263H203ZM206 264H208V262H206Z\"/></svg>", "mask_w": 264, "mask_h": 264}, {"label": "snow or ice", "instance_id": "obj_3", "mask_svg": "<svg viewBox=\"0 0 264 264\" xmlns=\"http://www.w3.org/2000/svg\"><path fill=\"white\" fill-rule=\"evenodd\" d=\"M73 0H29V11H34L39 14L45 20L51 21L53 23H58L59 17L54 16H46L45 12L41 11V9H50L55 5L56 12L60 14L62 17L69 16V5H72ZM98 7L108 8L110 5L103 4L97 5ZM135 7V5H133ZM220 27V25H217ZM20 29L13 28L10 25L0 24V43H9L13 39H18V34ZM261 32L264 33V26L261 28ZM209 36L212 35L211 32L208 33ZM264 38V36H262ZM235 47V46H233ZM153 55V53L149 52V56ZM262 56H264V52H262ZM81 66L85 72L88 71V62L81 59ZM264 76V73H262ZM12 87V86H10ZM44 87L55 89L58 85L53 82L48 85H44ZM93 86L89 83L87 79L83 80V84L80 86V93L84 95L86 91H89ZM127 87L126 85L124 86ZM245 87H247V82H245ZM135 91V90H133ZM243 113L242 119L248 121L250 118L254 119L253 109L247 108L238 109ZM159 111L164 112V116L161 117L160 122L162 123L164 119L170 118L169 114L164 110V108H160ZM260 116L264 117V84H262L261 91V99H260ZM264 123V120H262ZM183 126V125H182ZM19 122L15 120L13 117H10L6 110H0V150H3L5 156L9 154L10 149H17L16 152L18 158L20 160L24 159V155H29L27 151L24 152V155H21L19 150L23 147V143L17 142V137L19 134ZM34 155L35 153H31ZM170 161H164L161 163L158 176L160 174L167 175L166 169L167 165ZM29 164H31V160H29ZM250 167L253 170L258 169L259 171V183L258 187L253 186L250 188L247 194L246 206L249 211V222L255 223V212L258 209L260 213V219L264 220V142H262L258 146V156H253L249 161ZM27 167V166H25ZM181 174L177 171L172 174V179L176 181L175 184L177 193L180 192L182 181L180 180ZM185 179L188 178L187 171L183 173ZM203 181H199L202 183ZM167 189V195L163 196V199H168V196L172 195L171 187L167 184V182L160 183L159 188L156 190L155 194L159 195L162 191ZM66 199V197H65ZM74 205L69 203L65 211L71 209ZM79 210V209H78ZM4 215H9L8 212H4ZM80 228L81 230L78 232L79 235H84L90 228H95L97 226V222H102L107 219V216L101 218L99 213L88 215H84L83 212L80 213ZM36 237L39 236V229L36 230ZM82 250V249H81ZM17 264H23V259L18 260ZM62 264V262H61ZM69 264H73L72 261ZM82 264V261L80 262ZM128 264H143L142 261L131 260ZM233 264H264V225L261 228V235L257 239L255 244H252L251 241L241 245V247L237 250L236 255L233 258Z\"/></svg>", "mask_w": 264, "mask_h": 264}, {"label": "flooded vegetation", "instance_id": "obj_4", "mask_svg": "<svg viewBox=\"0 0 264 264\" xmlns=\"http://www.w3.org/2000/svg\"><path fill=\"white\" fill-rule=\"evenodd\" d=\"M220 32H223V30H220ZM227 38H231L229 34H226ZM218 35H216L217 37ZM199 49L203 52L206 51L210 46V41L206 37L202 36L200 42L198 43Z\"/></svg>", "mask_w": 264, "mask_h": 264}, {"label": "crops", "instance_id": "obj_5", "mask_svg": "<svg viewBox=\"0 0 264 264\" xmlns=\"http://www.w3.org/2000/svg\"><path fill=\"white\" fill-rule=\"evenodd\" d=\"M154 214H155V211H154ZM147 215H153V213H148Z\"/></svg>", "mask_w": 264, "mask_h": 264}]
</instances>
